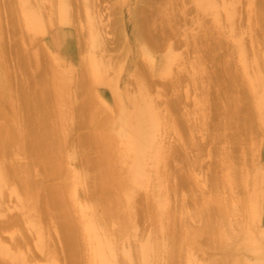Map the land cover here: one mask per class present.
I'll return each mask as SVG.
<instances>
[{
    "label": "bare ground",
    "instance_id": "6f19581e",
    "mask_svg": "<svg viewBox=\"0 0 264 264\" xmlns=\"http://www.w3.org/2000/svg\"><path fill=\"white\" fill-rule=\"evenodd\" d=\"M8 1L10 2V0H8ZM11 1H12L11 3H9V2L7 3V0H1L0 1V6H1L0 10H2V14L0 12V24H1V20H3V17H4V18L7 19L8 23H10V24H12L13 26L16 27V25H18V21H19V19H16V17L18 18V17H21V16L18 15L19 14L17 12L18 9H17V11L16 10L14 11L13 7H19L18 6L19 4H17V6H12L14 0H11ZM15 1H18V0H15ZM45 1L46 0H44V2ZM49 1L47 0L46 3H49ZM71 1L72 0H58L59 10H57L56 8L53 7L54 4H53V6L51 5L49 7L50 9L47 7L48 10H51L52 8H54V9H52V12L55 9L58 11V13H57L58 16H54L56 14V12H57L56 10L54 11L55 13H53L54 15L52 14V12H51V14H49L50 13V11H49L48 16L52 15L53 19L54 18L56 19L55 20V24H57V25L60 24L61 25V30L59 32L55 33L54 36H51L50 41L48 42V44H51V45L55 46L53 48V50H52V54H53V58H54L53 61H54L55 65H50V63L47 64L48 61H47V59H44L45 58L44 55H43L44 53L42 54L43 56L41 57V53H42L41 50H40V54H38L36 52V49L31 51V48H32L31 43L33 42V40H31V39H35L34 41H36V42H35L34 45H37V42H39V37L41 36V33H42L41 32L40 35H39L38 32H40L41 29H40V31H37V33H36V34L39 35V37L38 36L35 37V35H33V33L35 34L33 29L31 30L33 32H28V33H31L32 35H30V34L28 35L29 37H31V38H29L31 41L29 40V42H27L28 41V39H27V41H25V43H27V44H25L23 42L24 41V37L22 36L23 35L22 32H25V30H22L21 28L25 27V24H24L25 19H27L26 22L28 23V25L30 27L34 28L35 24H36V20L38 19L40 21L39 14H41V12H43V11L48 12L47 10H45L46 7H42V6L40 7L39 6V8H35V10H34L31 7V5H30V9L32 8V10H33L32 11V10L28 9L29 7H28V4H27L26 0H24L22 2V4L20 3L21 4V9H19V11L21 10L22 13L24 12L23 15H25V19H23L24 20L23 23L21 22L20 24H24V26H22L21 28H17L16 27V29H19V30H17L19 33H20V29L22 30L21 31L22 35L19 34L21 37L19 35H17V33L15 35V32H16L14 30L15 28L13 29L12 27H11V30L12 29L13 30L11 31V33L14 34V37H16V38H14L13 35L11 36V34H9V33H8L9 34L8 35L6 33L7 31L3 35V33H2L3 32V28L0 25V93H2L1 95H3L0 98V119H2V118L5 119L6 118L8 120V117H9L11 122L14 120L13 121L14 124L19 125L20 123H19V120H17V117L20 114V112L26 111V112H24V115L20 114L21 118H19L20 122L22 121L21 123H23V125H21V126H22V129H23L24 132H21V130H19V129H14L12 127V123L8 122L9 120L5 121V122H0V248H1L0 252H1V255L3 254L2 255L3 257L0 256L1 257L0 258V264H10V263L11 264L12 263L16 264L17 261L19 262V264H21V263H23V264H43L44 263L43 261L45 259L46 260L49 259V261L52 262L53 264H57L56 261H59L60 264H77V261H79L78 264H83L82 262L80 263V259L83 260V262H84V259L82 257H84L85 253L82 251L83 252V256L79 258V256H77V254L81 250L79 249L80 250L79 251L76 248L78 245L76 246L75 243H73V242H76L79 239L83 240V238H81L82 237L81 235H83L82 233L84 231L87 234V239H86L85 242H87L88 239L91 242H93V241L96 242L95 245L91 243V245L93 247L90 246L91 248H93L94 257H96V259L98 260V263L96 262V264H112L111 261L115 260V257L118 254H120L119 256H121V257L124 256L125 259L127 258L126 259L127 261H128V258L129 259L131 258L130 257L131 255L129 256V253L131 254V252H129L126 249L123 248V243L126 242L124 239H127V237H128L127 234H126L125 227H127L128 225L129 226H133V225H135L136 221L139 220V222H140L143 219H145L144 216L148 214V213L145 214V212H144L146 209H144L143 206L141 207L142 204L141 205L139 204L140 206H138L137 204L135 205L133 203L132 194L128 193L126 190H124V196H125L126 203L125 204H121V205H124V208H122L120 204H116V200L114 201V199H118V201H120V203H121V200H119V199H121L120 197L116 198V197H114L115 195L113 194L114 199L112 197L113 201H110L111 197L109 195L112 194V192H110V190L113 189V186H112V189H110L111 188L110 187L107 190V187L109 186V183H110V181H108V179H106L103 182L104 184L102 185V187L96 189L97 191L95 189H91L90 186L92 185V181L93 182L95 181L96 170H98V172H99L98 174H100L101 176H106L107 177V175H108V178H109L110 175L112 174V172H114V175H115V171H116L115 169H118V168H116V167H118L117 165L123 166V165H120V164L123 163L120 160H118V162H119L118 164H117V162H115L116 165L114 164V162L112 160H110L113 163V165H115L116 167L115 166L114 167L111 166L112 163L108 160V158L109 157H113L115 155L112 156L111 155L112 152L110 151L111 152L110 153L109 150L107 149L106 154L109 153V156H108V158L106 157V159H105L104 156H103V152H105L106 150L102 152V149H105L104 145L107 146V145H110L109 143H113V144L117 143V142L119 143L121 141L120 137H123V139H124L123 140L124 144H122L120 142L122 144V146L120 144V147H123V145H124L123 152L126 153V154L127 153L129 154V152H130L129 156L130 155H134L135 156V158H132V160L135 159L134 166L132 168L129 167L131 170H129V168L127 167V170L128 171H132V174L134 175L132 177L133 180H134V183L137 184V185H142V184H145L147 182L146 180H148L149 177H146L145 180H144V177L142 175V173H143L142 166H143V162H144V157L148 154L149 150L155 151V144L153 142V139L149 136V134H150V132L152 130H155L157 128V126H159L160 122H162V121L165 122V120H166V122L167 121L170 122L172 120V118L174 117L173 115L176 112H177L176 114H179V115H181L183 113V112L179 113L180 106L184 102V101L181 102V99L182 100L185 99V101H186V97H187L186 95L188 94L187 93L188 90H185V92L187 93L186 95L184 93L182 94V90H180V87H179V90L181 92L180 91H178V92H180V95L182 94L183 96L176 95L178 87L175 88L177 85H180L183 88V83L186 84V81L185 82L183 81V79L185 78L184 75H182L183 73L182 74H180V73H181V71H183V72L185 71V68L183 66H187V65H181L182 68H180L178 66L179 63L177 64L176 62H179V59H180V61H181L180 64H182L184 62V61L182 62L183 57L181 59L179 54H178L179 57H178L177 54H174V53H176V52H174L176 50L175 47L179 46V48H181L180 47L182 45L181 43L186 44V45L183 44L185 46L184 47L185 49H188V48H186L187 45L190 46L191 50H190V47H189L188 50L190 52L192 51L194 53V55H192V56H195L194 58L192 57L193 58L192 60H194V61H192L191 59L186 58V57L184 59L185 62H186L187 59H188L187 61L191 60L189 62H191L190 64L193 65L194 69H190V67L188 66L189 68L188 67L187 68L190 70V72H192L193 70H194L195 73L197 71H198L197 73H199L201 70H202L201 71L202 73L205 72L204 73V77H202L203 75H201V76L199 75V79H200V77H201V79H200V84H198V86H197V83H199L198 82L199 80L196 79L197 80L196 81L197 83H196V82H194L195 78H194L193 75H190L191 77L189 75H185L186 77L188 76L191 79V82H190L189 79H187V81L190 82V84L192 83L191 85L195 86V87L192 86L193 88H191V89L188 88L189 91L190 92L193 91L196 88V86H197V89H198V87H201V88L204 89V90L201 89V91H204L202 93V97L200 95L201 99L199 97H197L196 100L198 101V103H200L199 99L200 100L203 99L201 103H203V101H208L207 103H208V105H210V107L208 108V106L206 104L205 105L207 106L206 108L209 109V111L207 113L209 114L208 116L211 118V121H212V119H214V118L218 119L221 116L224 117V118H229V119L231 118L233 120L232 121V127H231L230 131H229V129H230L229 127H226V128H229L228 130L225 127H223V128H225L226 132L227 131L230 132V135L228 133H226L224 131V129H222V128L218 129V125H216L217 123H216L215 120L212 121V122L216 123V124L214 123L215 124L214 126L215 127L217 126L216 128L213 127V125H211L213 123H208V121L210 119H208L206 121L207 123L204 122L206 119L203 120L202 122H198V121L201 120V118L198 117V119H200V120L197 119V122H195L194 124H196V123H199V124H196V125H201L200 123H206V125L210 124L209 126L207 125L209 127V129L211 127H213V129L215 128V129H217V131L220 130L219 132H221V133H222V131H224L223 134L226 133L227 136L235 137V140H237L236 137L237 138L239 137V139L242 138L243 139L242 142H245V143H243V146H244V144L249 143V142H246V140L247 141L249 140V137L246 134L249 131V129H248L249 123L252 120L255 121L258 118L260 119L263 116V114H264V113H262L264 111V80L262 79L261 76H259V75H262V76L264 75V74H260V71H264L263 70L264 69V59H262L260 57V55H262V49L264 50V48H263L264 47V0H245L248 3L247 5L249 6L248 8H245L247 5L244 7L247 10V15H248V23H246V25L248 24L247 25V30H245V34L247 33L248 36L246 35V37H244V38L242 37L241 38V35L243 34L242 31L244 29L241 27L242 31L240 30L239 26L242 23H240V25H238L237 20L235 18L236 15L234 16V14H236L239 11H237V9L235 7H233V8L229 7V9H227V7L225 6V10H227V12H228V14H227L228 17H226V20H231V19H229V17H234L231 20L232 23H230L231 21H228L227 23H230V24L226 25L227 26L226 29H223L227 33L226 39H225V37H223L220 34V30L221 31H223V30H222V26H220L218 23L214 24V22L211 21V19H210L209 21L212 22V23L210 24L209 21H208V24H210L211 27H210V25L206 24L210 28L206 27L207 29H203V27H201V25L204 26V27H205V25H203V24H201L200 26L198 25L199 23H202L201 21L198 22V19L194 20V18L189 16L191 18V19H189L187 17L189 19V21L192 20L195 23L196 20H197L198 23L197 24L195 23V24L198 25L196 27H200V32L201 33H196L198 31L194 32L191 29L192 33H196V34H194V35L192 34V36H191L188 33L187 35H189V36L186 35L187 37H189L188 40H187L186 36L182 35L183 38H180V40L182 39L183 42H181L178 39H175L176 34L174 33V31L176 32L175 25H177L178 21H181V19L178 17V14L176 12V11H178V13H180L179 12V10L181 9L180 8V4H178L179 6L177 5V2L179 0H176L177 1L176 3H171V4H169L170 1L169 2L168 1L167 2L166 1H161L159 3L158 0H138V2H141V4L143 3L144 5H148V7L144 8L142 5L134 7L133 10L136 13V14H134V16L136 17V20H134V22H133V24L135 26V31L133 30L132 36L135 37L134 38V45L140 47V51L144 55V58H142L143 59L142 61L144 62L145 61L144 59H146V57H147L146 60L148 61V66L142 65L143 62L142 61L139 62V60H141V59H139L138 62L136 60L134 62H132L134 66L137 64L141 68V70H139L140 68L137 66L138 68H136V69H138L139 71L136 70L137 72L135 71L136 73L134 74V77H131V78L132 79L133 78L139 79L142 76H143V78L145 77L144 78L145 82H143L145 86L144 87L142 86L143 88L142 87L139 88V91H142V94L144 93V96L142 97L143 102L147 103V106H144L142 108L139 107L136 104L135 99H139L140 97L135 95L137 93H135L134 90H132V87L129 84V82L132 83L130 78H129V82H128V80L125 79V81H122V82L120 81L119 83L118 82L116 83V81H117V79L119 77L118 75H120V73H118V75H117L118 77L117 76L113 77V79L114 78L115 79L117 78V79L116 80L112 79L115 82L110 81V79H108V81L107 80L105 81V82H107V84H106L103 81L105 79L102 77V75L106 74L104 77H106V79H107V76H108L107 73L109 74L110 72H109V70H107L108 68H106V67H108V64L110 65V63H111L110 58L112 59V57H109V59L107 61L106 58L104 59L105 56H103V55H105V54H103V53L108 52L109 50L113 49L114 45L118 46V44H121V41H122V39H123V37L125 35L126 27H120L118 25V23L122 19L120 20V17H117L116 19L115 18L113 19V21H112L113 22V26H114L113 28L115 30L111 29L109 27V29L111 31L114 30L112 32H115V35L113 33L114 38L109 37V38H111V40L114 41V42L113 41L112 42L115 43V44H113V46H110V44H109V42H110L109 40L110 39L107 37V33L103 32V31L106 30L107 25L111 26L110 23H109L110 21L108 22L106 20L107 23H105L104 22L105 20L103 21V18H104L105 15H104V13L101 12V10H105L106 11V9H108L110 11L109 5H107V6L103 5V2L105 0H83L82 4L83 5H88L92 9V11L96 13V15L93 17L94 19L93 20L91 19V21H89V22H91V24H89L90 26L87 27L88 30H89V33L91 35L88 37V40L85 41V43H83V39H84V35L85 34L84 33L82 34V29H81L82 27L80 26L81 24H80L79 14H78L79 11L77 10L78 2L76 0H73L72 2L75 3L73 5L71 3ZM173 1L174 0H172L171 2H173ZM182 1H184V0H182ZM182 1H180V2H181L182 6L184 5L183 8H185V10L182 9L183 13H184V11H187L189 9V8L187 9L185 7V6L188 7V5L185 4L188 1L186 0L185 2H183V4H182ZM191 1H193V0H191ZM194 1H196L194 3L192 2L194 5H195V3L198 4V6H197V4L194 6L195 11H196V8L197 7L199 8L200 5H201L200 6L201 8H199V9H202V10H203L204 7H206V8L209 7V8L206 9V11L207 10L210 11V9H211V12H209V11H207V12L210 13L211 18L214 19V21L216 20V18H220V16H221L220 13L225 14L224 13V7L223 8L220 7V6L224 5L222 0H220L219 2L216 0V2H218L219 4H220V2L222 3L221 5L218 4L219 5L218 7H220L219 9H221V10L223 9V11H221L220 13L215 12V14H213V15L211 13H212V11H217V7H216V9L214 7L211 8L212 5H209V4L210 3L213 4L212 1L209 2L210 0H208L207 2H209V3H206L205 5H203L204 4L203 0H199V1L198 0H194ZM232 1H234V0H232ZM39 2H40V4H42L43 1L39 0ZM162 2H166L168 4V5L167 4L165 5V3H164L165 8L167 6H169V7L171 6L170 9L172 8V10L174 11V14L173 13L169 14L168 13L169 10H167V9H166L167 12L165 11L166 12L165 13L164 12V10H165L164 7L163 8L161 7V5L163 4ZM216 2H215V6H216ZM224 2H227V1L224 0ZM236 2H237V0H236ZM238 2H239V0H238ZM18 3H19V1H18ZM69 4H72L73 6L68 8ZM9 5H11L12 7L9 8ZM174 5H176V6H174ZM172 6L175 7L176 10L173 9ZM177 6L180 9L177 8ZM213 6H214V4H213ZM11 8H13L12 9L13 11L11 10ZM119 8H118V12L120 13V9ZM192 8H190V10ZM198 8H197V10H198ZM121 9H122V7H121ZM238 9H239V7H238ZM255 9H256V11H255ZM140 10H143L142 16L141 15L138 16ZM172 10H170V11H172ZM202 10H201V12L203 13ZM204 11H205V9H204ZM15 12L17 13L16 16H14ZM187 12L189 13V11H187ZM187 12H185V13H187ZM107 13H109V12H107ZM107 13H106V16H108ZM167 14H169V16L170 15H172V16L169 17ZM8 15H9V18H8ZM20 15H22V14H20ZM183 15H185V14H183ZM1 16H3V17L1 18ZM245 16H246V14H245ZM43 18H45V17H43ZM182 18H184V16ZM239 18H241V17H239ZM246 18H247V16H246ZM20 20H22V19H20ZM171 20L172 21L174 20V22H172ZM183 20H186V19H183ZM44 21L45 20L43 19V23H44ZM170 21L172 23H174L175 25L171 24L173 26H170L169 25ZM186 21H184V22L182 21L181 23H185ZM243 21H245V19ZM95 22H96V24H95ZM100 22H102V23H100ZM121 23H122V21H121ZM194 23H192V24L195 25ZM10 24H8V25H6V24L4 25L3 24V25H4V27L8 26V28H9ZM49 24L53 25L54 21H50ZM190 24H188V25H190ZM192 24H191V26H192ZM182 25H185V24H182ZM191 26H189V27L192 28ZM212 27H214V29H212ZM46 28H48V27H46ZM52 28H50V30ZM193 28H195V27H193ZM30 29H28V31H30ZM102 29H103V31H102ZM109 29L107 28V30L110 32ZM107 30H106V32H107ZM181 30H183V29H181ZM112 32H110V33H112ZM102 33L103 34L105 33L104 36H103ZM181 33L183 34V32H181ZM105 35H106V37L108 39H105ZM190 36L192 37L191 39H190ZM184 37L186 39L185 41L183 40ZM173 38L175 40H173ZM87 45H88V47H86ZM90 45H92V46L94 45V47H96L100 51H102V56H100V57L102 58L101 60H103L104 62L100 61V60H99L100 61L99 62L97 60V59H99V56H98L99 53H100L99 50L98 51L96 50L98 55L95 53V55H96L95 57H96V60L98 62L97 61H96L97 63L94 62L95 60H93V59L95 57H93V59L91 58L94 55L93 54L91 55L90 54L91 52L89 53V51L92 49V47L90 49ZM261 45L263 46L262 48H261ZM162 47H164V48L166 47L167 52H166V49H164ZM84 48H85V51H87V53H88L87 56H90V60H89V58H86V60L88 59V63L91 62L89 64H92V65L88 66V67L91 66L90 67L91 69L90 70L87 69L88 71H91L89 73L90 76L88 74H86V71H87L86 70V66L84 68L80 67V62L82 61V59L80 57L76 56V55L79 54L80 51H83ZM86 48H88L89 50H87ZM161 48L163 49V53H164V50H165V53H164L163 56H156V54L153 55L154 54L153 52H156V51H158V49H161ZM94 49L95 48H93L92 50L94 51ZM172 50H174V51H172ZM188 50H186L187 53H188ZM151 53H153V54H151ZM158 53H160V52H158ZM235 54H236V56H235L236 59L234 57ZM249 54H251V56ZM174 55L177 56V57L175 56V61L177 60V58H179V59L176 62L174 61L175 63H173V64H175L178 67L179 70L182 69L181 71L176 69L177 70V72H176V70L174 69L176 66H174L173 64H172V67H171L170 63L174 59L173 58ZM259 57H260V59H259ZM41 58H43V61H41ZM247 58H248V60H247ZM113 59L115 60L114 57H113ZM45 60L47 61L46 63L44 62ZM246 60L248 62H251V63L247 64ZM7 61H9L10 67H9V65L5 64V62H7ZM39 61H41L42 65H41V63L39 64ZM53 61L51 59L50 62H53ZM236 61L238 62V64H237L238 66L235 65L237 63ZM43 62L46 65H44ZM75 62H77L76 64H79V68H81V69L77 70V68H74V65H75L74 63ZM102 62H103V64H102ZM115 62H117V60H115ZM115 62L112 61V63H115ZM139 63H141V64H139ZM241 63H242V66H241ZM192 65H190V66H192ZM202 65H204V66H202ZM239 65H240V67H243V69H242L243 72L242 73L241 72L240 73L237 72V71H239L237 69V68H239ZM54 66H56L55 69H53ZM119 66H120V64H119ZM168 66L171 67V69L173 68L175 73H179L180 72L179 74L181 76H183V78L181 77L182 80H181V78H180V80L183 81V83L182 84H176L177 82L181 83V81L179 79H176V78H178L179 74H175L174 72L173 73L171 72L172 74H170V73H167V75L165 74V76H166V77H164L165 81L163 80L161 82V84L165 82L163 86H164V89H166L168 91L167 93H169V94L172 93L173 96H174V94L176 96H174V98L172 99L168 95L169 96L168 98H170V99L165 98L163 100V98H161L162 96L160 95L159 99L158 98L155 99L158 95L156 97L155 96H151V95L153 93L155 94V92H156L155 87H157L156 84H158V82L161 81V80L155 79L153 77L157 76L159 78V76H160V78L162 79L163 76L161 75V72H163V73L166 72V71H164V69H166L169 72L170 68H168ZM31 67H34V68H33V70H31V74L32 75L30 74L29 75L30 78H29V76L27 74H28V71H29V69ZM146 67H148V69H146ZM58 68H59L60 72L58 70H57L58 71L57 73L53 72V71H56V69H58ZM109 68H111V67L109 66ZM246 68H247V70H246ZM121 69H123V68L119 67L120 72H121ZM105 70H107L108 72L106 71L107 73H105L104 72ZM173 70H171V71H173ZM72 71H78L79 72V76H78L79 78H75L76 79V80L74 79L75 81L72 80L74 78V77H72ZM187 71L188 70H186L185 72L188 73ZM47 72H48V74H49V72H51V74L53 73L51 75L52 76V80L50 82V85H48V83H49L48 81L49 80L47 81V79L49 77H51V76H50V74L48 75ZM78 72H76V73H78ZM190 72H189V74L194 73V72H192V73H190ZM201 72L199 74H201ZM11 73L13 74V77H10V78H15V80L13 79V82H14L13 84H12V79H10L11 81L9 80V78L6 80L7 77L12 75ZM146 73H147V77H146ZM186 73H184V74H186ZM116 74H117V72H116ZM47 75H48V78L46 77ZM75 75H73V76H75ZM86 75H88V76H86ZM168 75H169L170 78H173L176 75L175 76L176 78L174 79L173 82L169 81V80H172V79H170L168 77ZM19 76H22V78L19 77ZM16 77H18L19 79L18 78L16 79ZM32 77H34V78L32 79ZM84 77L85 78L88 77L87 78L88 80L85 79ZM240 77H243L242 78L243 80H241ZM1 78H5V79H1ZM165 78H167V80L169 79L168 80L169 82ZM197 78H198V76H197ZM27 79L28 80L31 79V81H29V82L30 83H34V87L32 86V88H30L29 90L25 91L26 89H22V88L23 87L26 88V86L30 84V83L25 84ZM35 79H36V81L39 80L40 85H41L38 89L37 88L35 89V87H36L35 85L39 84L38 82L35 81ZM90 79L93 82H91ZM140 79L138 80L139 86H141L140 82L142 81V78H140ZM20 80H21V82H20ZM33 80H34V82H32ZM44 80H46V82H48L47 83L48 86L44 85V84H46V82ZM85 80H87L89 82H87ZM8 81H9V83L10 82L11 83L8 84ZM43 81H44V84H42ZM76 81H78L80 83V85H78L79 83L78 82L76 83ZM35 82L38 83V84H36ZM73 82H74V84H76L75 85L76 88H74ZM84 82H86L87 84L84 83ZM90 82L91 83H99V84L104 82L106 84V86L109 88V92L108 93L107 92L97 93V96H95L96 98L97 97L99 98V99L97 98V100H99V102L97 104L93 103V101H94L93 99H95V98H93L94 97L93 95H96V94H95V91L92 90V84H90ZM135 82L136 81L133 82L134 86L137 84V82H136V84H135ZM22 83L24 85H26V86L21 85ZM83 83H84V85H83ZM88 83L91 85V89L89 88L90 86H89ZM128 84H129V86H128ZM9 85L10 86L12 85L11 88L10 87L9 88H10L11 91L15 89L12 92L13 93L16 92L17 95H19L17 92H19V91L21 92L22 91L20 93V95L22 97L21 101H18L17 98L14 99V101H13L11 99L12 97L7 95V93L9 92V90L7 92V88H8ZM13 85H15L14 87H16V85H18V86H17V88H13ZM85 85L88 86V89H90V91L87 89V87ZM96 85H98V84H96ZM191 85L189 87H191ZM258 85L261 87V90H262L260 93H258L255 90L256 88H259V87H257ZM71 86L74 89H72ZM83 86H85V88H86V93L90 94V95L88 94L90 97H88V98L86 97L87 99L84 98L86 96L84 94H86V93H83V96H82V94H81L82 91H80V90H83L82 89ZM246 86L251 91L250 92L249 90H247V91H249L248 93H251V97L250 98H249L250 94L247 95V93L244 91V87H246ZM121 87H123V89L129 90V91H130V88H131V93H132V91L134 92V93H132L133 95H131V93L130 94L129 93H123L122 94L121 91L119 90V88L121 89ZM70 88L72 90H74V92H76L78 94V96H80L79 97L80 100L83 99V100H81L80 103H78L80 100L77 99V98H74L76 100V102H75L74 99H73L74 103L72 102L73 100L71 98H73V97H71V96H75L77 94L74 93L73 91H71V93L73 92L74 95L73 94L70 95V91H69V90H71ZM174 88L177 89V90H175L176 92L173 90ZM154 89H155V92H153ZM24 91L26 93L29 92L28 93L29 95H24L25 94ZM161 91L163 92L164 90L162 89V90H160L158 92H161ZM90 92H92L93 95ZM151 92H153V93L150 94ZM195 92H197V90H194L193 93L194 94L198 93V92L197 93H195ZM252 92H256L258 94H254ZM165 93H162V94H165ZM204 94H205V96H204L205 98L203 97ZM208 94H209V96H208ZM194 96H196V95H194ZM164 97H167V96H164ZM89 98H90V100H89ZM91 98H93V99L91 100ZM139 100L137 102H139ZM157 100L160 101V102H158ZM161 100L165 101V102H163L164 105L163 106L161 105V107H164L163 108V110H165L164 112H163V110H159L160 103H162ZM2 101L6 102V106H5V104H3L4 102H2ZM89 102H91L93 104H90ZM165 103H166V105H165ZM184 103H187V102H184ZM31 104H35V105L32 106ZM201 105H204V104H200V106ZM29 106H30V108H29ZM200 106H199V108L203 107V106H201V107ZM220 106L222 108L221 112H220ZM156 108L158 109V111L155 110ZM252 108L255 109V112H259L260 111L258 114L260 116V113H261V117H259L258 115L256 116L257 119L255 117H253L254 116V112H253ZM262 109H263V111H262ZM114 110H115V114H113ZM185 110H187V109L184 108L182 111H184V113H185L186 112ZM207 113L205 112V115H207ZM117 114H118V116H117ZM187 115L184 116V117H186L187 120L188 119L190 120V118ZM72 116H74V117L72 118ZM201 116H202V119H203V115H201ZM10 117H12V118H10ZM70 117L74 121H72ZM184 117L182 118V121L186 120V119H184ZM69 118H70V121H72V123L71 122L69 123V125L72 124V128L70 127L71 125L70 126L67 125L70 128L68 127V129H69L68 134H65L64 131H63V128H65V123L64 122H66V120H68ZM158 118H160L159 120H162V121L159 122ZM177 118H179V117H177ZM251 118H253V119L251 120ZM180 119H179V122L181 121ZM187 120L185 122H187L188 125L190 123L192 125L193 122L196 121V120H194V121L193 120L192 121H189V120L187 121ZM221 120L222 119L220 118L219 121H221ZM259 121L260 120H258V122ZM111 123H112V125L114 124L113 127L109 126ZM181 123H183V122H181ZM181 123H179V124H180V126L182 125L181 127L183 128L184 126ZM202 125L200 127L201 131H202ZM23 126L26 128L25 130H24ZM260 126H257L258 127L257 129H259L260 133L262 132L264 134V132H263L264 131L263 130L264 129V124L262 123V126L261 127ZM81 127L82 128L83 127L84 128L88 127V129L85 130L86 132L85 133L82 132L84 134H81V136H80V137H82L81 142H80L82 150L79 149V154L82 155V159L79 160L80 166H78V168L69 169V163H71V161L73 162L74 159L77 157V155H76V151L70 150V147L73 146V143L71 142L70 145H69L68 141L70 139H72V141H73V139L76 136V134L79 135L80 132L77 133V131ZM170 127H172V126H170ZM193 127H194V129H197V127H199V126H197L195 128V125H194ZM220 127H222V126L220 125ZM16 128H19V127H16ZM176 128H179V125ZM176 128H174V129H176ZM187 128H189V127L187 126ZM200 128H199V130H200ZM260 128L261 129L263 128L262 129L263 131H260ZM191 129H193V128H191ZM251 129H252V131H251ZM253 129H255L254 126H253V128H250L249 132L252 133V132L258 131V130L255 131ZM178 130H182L183 131V129H178ZM212 130H209V131L212 132ZM82 131H84V130H82ZM209 131H207L208 132L207 135H209ZM221 133L219 135L217 134L218 138H219V136L220 137L222 136ZM260 133H259L258 137H264V136H260ZM226 134H225V137H226ZM244 134L247 135L246 137L248 139L244 140V138H243V137H245ZM23 135H27V137H37V139H34L32 142L27 141V142H30V144L26 143V144L23 145V143L19 139H17V137H22ZM207 135H206V137H207ZM210 135H211V138L215 137V135L213 136V134H210ZM241 135H243V136H241ZM223 136H222V138H220V142H221V139L225 138ZM251 136H250V140L251 141L249 140L250 143L252 142V138H253V137L251 138ZM3 137H5V138H3ZM11 137H16V140H19V141H16L15 138H11ZM116 137H118V138L115 140ZM146 137H149V139L146 138ZM254 137H256V136H254ZM218 138H216V139L218 140ZM227 138L229 139V137H227ZM118 139L120 141H118ZM208 140H209V143H208ZM208 140L205 141V143H207L209 145L211 142H210V139H208ZM225 140H223L222 142H224ZM15 141L17 142V144H15L16 143ZM104 141H108L109 143L107 142L108 144H105L106 142H104ZM195 141L197 142L198 140H195ZM229 141H231V139ZM233 141L234 140H232L227 146L231 145V149H232V146H233V150L235 149L234 151L236 152L237 146H240V145H236L235 146L236 148H234L235 142H233ZM18 142H20L22 144L20 145ZM189 142H191V141H189ZM199 142H201V141L199 140ZM218 142H219V140H218ZM220 142L217 145V143L215 141V145L218 147V146H220L219 144H223V143H220ZM238 142L240 143V141H238ZM202 143L204 144V146L206 145L204 142H202ZM226 143H228V142L226 141ZM232 143H234V145ZM183 144H184V146L186 145L185 143H183ZM183 144H182V146H183ZM194 144L197 145L195 142H194ZM203 144H201V145L203 146ZM14 145L17 148V152L14 151V149H16V148H12V147H15ZM114 145H116V144H114ZM85 146H87V147H85ZM89 146H91L92 148L89 147ZM111 146H113V145L111 144L110 147ZM189 146L190 145H188V147ZM192 146H194L193 143H192ZM216 146H215V148H217ZM225 146H226V144H225ZM88 147H89V149L90 148L92 149V152H94V150L96 151V153L93 154V155H96L95 157L93 155H91V156L87 155L88 154L87 151L89 150V149L87 150ZM209 147L213 148L212 147V143H211V145H209ZM221 147H223V146H220V148ZM240 147H242V145ZM250 147H252V146H249V149H250ZM100 148H102V149H100ZM224 148L226 149V147H224ZM243 148L245 149V151L247 150V152L249 153L248 149H246L245 147H242V149ZM125 149H126L127 152H125ZM183 149H185V148L183 147ZM209 149L210 148H208L206 151L208 152ZM238 149H239V147H238ZM171 150L170 151L168 150V153L170 152L171 154L169 153V155H165L166 157L170 156V158H172V156H174L176 154L175 153L176 149L174 151V148H173V152ZM211 150H210V153L213 154V155L215 154V156H216V152L214 150H212V152L214 151V153H212ZM220 150L222 152L223 148L220 149ZM228 150L230 151V148ZM233 150H231V154L232 155L230 154L229 151H227V149L224 150V153L225 152H227V153L229 152V154L231 156H233V159L235 160L236 159V157H235L236 153H234ZM240 150H241V148H240ZM253 151H254V149H253ZM92 152L89 150V154L92 153ZM123 152L121 151L120 154L123 153ZM159 152H160V150L158 151V153ZM251 152H252V148H251L250 153ZM19 153L21 154V157H19L20 161L18 159V161H19L18 162L16 160V156ZM154 153L156 154L155 158H154V160H155V159L158 158V155H157V151L154 152ZM168 153H166V154H168ZM172 153H173V155H172ZM210 153H208V154H210ZM250 153L248 155V160L245 157L246 158L245 161L250 162V157L249 156H253V154H252L253 152L251 153L252 155H250ZM14 155H15V157H14ZM104 155H105V153H104ZM187 155L191 156L189 154H187ZM187 155L185 154V157ZM230 155H229V158L231 157ZM254 155L256 156V154H254ZM63 156H65V157H63ZM118 156L121 157V156H123V154L122 155H118ZM176 156H178V153H177ZM223 156H221V155L218 156V159H219V157H221L220 160L222 158L223 159L225 158V160H226L227 158L223 157ZM258 156H259V153L257 155V159H258ZM22 157H23V159H21ZM192 157L196 158L195 154H192ZM242 157H241V159H242ZM238 158H240V156ZM238 158L236 160H238ZM245 158H243V159H245ZM252 158H251L252 159L251 160L252 161L251 164H253V160H256V157H252ZM119 159H121V158H119ZM194 159L191 158L190 161L194 160ZM197 159H198V157H197ZM207 159L212 164L215 163V162L218 163V160L215 161V162L212 161L213 157H211V161H212L211 162L210 158H209V155H208ZM223 159H222L223 162H227V161H224ZM106 160H108V162ZM154 160H153V162L155 164L156 160L155 161ZM203 160H205V159H202L201 162ZM230 160L231 159H229V161ZM242 160H240V161L238 160V163H240ZM114 161H116V156H115V160ZM207 161L206 160L203 161V165H205L206 163H209ZM222 161L218 163L219 165L217 167H222L223 165H224L223 167H227L228 166V165L225 166L226 164H224ZM245 161H242V163H241L244 168L246 167L247 164H249V166L252 167V165H250V163H246ZM204 162H205V164H204ZM243 162L246 163L245 166H244L245 163L243 164ZM108 163L110 164V166H109ZM132 163H134V162L132 161ZM36 164L38 165L37 168H35ZM212 164H211V166L208 164L210 166L208 168H210V170H212V172H209V169L207 168L208 173H212L210 175L218 174L219 171L215 172V174H213L214 171H216V170H214V167L212 169ZM216 164H215V168H217ZM228 164H229V162H228ZM232 164L233 163L231 162V165L229 164V166L230 167L233 166ZM107 165H108V168H107ZM253 165H256V164H253ZM257 165L259 167V164H257ZM261 165H263V164L261 163ZM261 165H260V169L262 168ZM234 166H235V168L231 167V169H235L236 170L237 166L236 165H234ZM249 166L246 167V169L250 168ZM188 167H190V166H188ZM195 167L197 168V166H195ZM205 167L203 169L201 168L202 171H204L206 169ZM110 168H112V170ZM124 168H126V167L124 166ZM244 168L241 167V169H244ZM108 169H110L109 171H111L110 174L108 172ZM153 169H154V167H153ZM222 169L223 168H221V170H220V168H219V170H220L219 173H221V171L225 170V168L223 170ZM263 169H261V170H263ZM186 170H187V168H185V170H184L185 173H186ZM188 170H190V168H188ZM248 170L251 172L252 168H251V170L250 169H248ZM253 170H254V166H253ZM120 171L122 172V175H123L124 170L119 167V170H118V172H119L118 174L119 175H121ZM242 171H241V174H242ZM249 171H246L247 174H248ZM258 171H259V168H258ZM192 172L194 173L195 171L194 170L193 171L191 170V172L188 171L187 174L189 175L188 177L193 182L195 181V179H197L199 177V175L201 177L204 176V180L207 179L206 175H204V174H203V176L200 173L198 175L197 174L198 171L195 172L196 173V177H197L196 178L195 176H193V174H189V173H192ZM237 172H240L239 169H237ZM185 173H183V174H185ZM195 173H194V175H195ZM204 173H206V170L204 171ZM225 173L228 174L227 171ZM222 174H219V175L222 176ZM226 174H225V177L223 176L222 180L227 177ZM244 174H242V175H244ZM253 174H255V173H252L250 175V177ZM260 174L258 176H260ZM190 175H191V177H194V180H193V178L190 177ZM219 175L218 176L215 175V176L219 177ZM236 175H237V177H236L237 179L235 178L236 180H232L231 179L232 176L235 177V173H234V175H232L231 178H229L230 179L229 181L230 182L233 181L234 183H235V181L237 182L239 174H236ZM255 175H257V173ZM117 177H118V180H117ZM120 177L122 178V176H120ZM201 177H199V178H201ZM240 177H241V175H240ZM243 177L246 178L245 175L242 176L241 180L239 178L237 183H239L240 181H244L243 182V185H244L245 184V179ZM250 177H249L248 183L253 181L252 177L255 178V176H252L251 178ZM262 177L263 178H261V180L262 179L264 180L263 173H262ZM60 178L62 179V181H60L61 180ZM83 178H84V180H83ZM256 178H257V180L254 179V181H257V183L254 184V185H258L257 186L258 188L255 186L256 189L254 187L253 188L252 187H250V188L248 187V191H247V190L242 188L243 187L242 186V182H240L241 184L239 186H242V187L239 188L240 189V191H239V189H237L238 187L236 186L237 185V183H236L235 184V186L237 187L236 189L240 193L239 192H235V190L233 189V188H235V186L232 185L233 182L230 183L231 185L230 184H228V185L225 184L226 182H228L226 179H224L225 180V183H224L225 185L224 186L226 188L223 186V183L221 185V183H220L221 181L218 182V184L217 183L215 184L217 186L220 183L219 186H223L224 189L223 188L222 189L224 191H226L225 189H227V187H228L227 190H230L229 187L234 186V187L231 188V190L232 191L234 190V192L230 193L229 191L228 192L226 191L228 193L227 197L229 195V196H231L230 198L229 197L227 198L226 194L224 195L222 192L218 191V192L222 193V195H224L225 197L222 196L221 194L219 195V193L216 192V194L218 196L223 197V199L221 198L222 199L221 201H219V199H218L219 202H218V204L216 206L213 205V204H210L208 202L210 200H207V202L209 203V204H207L208 206L206 205L207 202L204 204L205 207L207 206V210H205V212L207 211L208 214L212 218H214V216H217V218H219V216H220L219 219L214 221V222H216V221L218 222L219 221V224L222 223L223 227H225L224 230H222V228H223L222 225L221 226L218 225V226L221 227L220 231H222L221 233H219V230H218V227H217L216 228L218 230L217 233H219V234H215V233L212 234L213 232H215L214 227H212L213 225L211 226V224H214L213 221H212L213 223L208 224L213 229L212 228L209 229L208 225H206L207 223L206 224H201V226L198 225L199 227H202V228L203 227L206 228L204 225H206L208 227V229H204V232H206V236H205V233L203 232L202 228H200L202 230V231L200 230L201 231L200 232L199 231V227L197 225L193 226L192 224L189 223L190 220H187V225L188 226L191 225V228L195 227V229L198 230V231L194 230V231L185 233V230H189V227L184 226V224H183V228L184 227H186V228H185V230L182 229L183 230V234H178V232L176 230L177 226H176V224H173L174 221H175V219L173 217L174 214L172 216V213H171V215H169V222L167 223V230H163L161 232V234H160V237L162 239L168 240L167 241L169 243L168 252L170 254L175 255L176 253L177 254L178 253H185L187 255V259H188V261H187V260H185L183 258L184 261H187V262H184V261H182V257L181 256H180L181 258L179 260V255L171 257L167 253L168 256H170L169 258L171 259V262L173 263V261H174L173 258L178 257L177 258L178 259L177 262H179L178 264H180L181 262H182V264H184V263L185 264H187V263H189V264H205V262L203 263L200 260H198L199 258H202V260L206 259L207 260L206 264H264V231L261 232V228H260L259 229L260 233L259 234L257 233V236H256V233H255L256 230L258 231V228H259L258 226L260 225V223L257 222V221H258V218H260V217H258V215H261V213L257 214V211H256V213L254 212V214L251 213V212H253L252 207L254 209V206L256 204L259 207L264 201L263 200L264 196H262V192H264V191L261 192V190L259 189V185L262 184V181H261L260 184H258V181H259L260 177L258 178L256 176ZM53 179H60V180L57 181V182H49L48 181V180H53ZM180 179L181 178H179L178 180L180 181ZM201 179H199L196 182H194V183L197 184L198 181H199L197 186H195V184H193L194 189H196V188L199 189L201 187L200 182L202 183L204 181V180L201 181ZM250 179H251V181H250ZM115 180H116L115 182L117 183V185L114 186V189H116L117 186H118L117 188H121L122 187L123 178L121 180H119V176H116ZM219 180H221V179H219ZM46 181H48V183H45ZM80 181L85 182L86 187H87V191L85 192V194H86L85 199L86 198L87 199L90 198V199H93L94 201L96 200L95 201V205L97 203V205L99 206L101 204V202H102V198L103 197L106 198L105 200H103V203L99 207V209L100 208L102 209L103 206H104V202L105 201H106L105 202V206H107V205L109 206L110 205L109 208L105 209V214H106L105 217H107L106 219H105L104 216L102 217V215L98 214V213L103 212V210H101V209L99 210L98 206L96 205L97 206V208H96L94 204H93V206H91V204H90V206H88V207L87 206H83V205L81 207H77L78 205L74 204L75 205L74 206L73 203L71 204V202H70V204H71L70 207L71 208H72V206L76 207L77 210L79 208L80 212H81V209H82L84 214L80 218L81 220L76 219L77 217L78 218L80 217L79 215L75 218V215H77L78 212L76 214H74V212H73L74 210L73 209H76V208H72L73 211L70 210V209L68 210L67 207L69 206V204L65 203V201H63V199H61V196H62L63 192H65L67 186H70V185H71V187H70L71 190L70 191H72L74 193L77 190L75 188H76V186H78ZM144 181H146V182H144ZM176 181H177V179H176ZM217 181H212V182L215 183ZM111 182H113V181H111ZM181 182L184 183V184L187 183V186H188V184H192V182L191 183L186 182L185 179H184V182L183 181H181ZM222 182H224V181H222ZM174 183H176V182L174 181ZM206 183H205V185L208 184V183L207 184ZM253 183H255V182H251L250 185L252 186ZM113 185H114V182H113ZM177 185H174V186H177ZM198 185H200V186L198 187ZM248 186H249V184H248ZM203 187L204 186H202L201 188H203ZM260 187H261V185H260ZM205 188H206V186H205ZM210 188L207 187L206 191L208 192ZM244 188L247 189V186L244 187ZM189 189H190V187H189ZM191 189H192V185H191ZM242 189L244 190L243 192H245V193H242V194H246V195L248 193H250V195H251L252 194L251 192H253L254 191L253 189H255L256 192L255 191L254 192L257 195H255L254 192H253V194L255 195V196L251 195L253 198L250 195H249L250 198L247 196L249 198V201H251L253 199V201H255V202L253 204L252 201H251V204L249 205V207L252 205V207H250L252 211L248 210L250 215L247 212H246L247 213L246 215L241 213L242 215H245V216H241L239 218L241 220V222H242V219L244 217H246L247 215L250 216V217L248 216L249 219L247 218V222H250L249 225L248 226L246 225L244 227L243 231L240 229L242 231V236H241V235H238V233L234 234V231H232V229H229L228 224L231 223L230 225H232L233 221L236 220V219L235 220H233V219L236 218V217L237 218L239 217V216H237L238 213L235 212L236 210L239 212L241 210L240 207H243L244 205H246L248 207L247 204L241 203V201L243 199L244 203H248L249 204V202H246L248 199L247 200L245 199L246 201L244 200V198H247V197H245L246 195H242L244 198L240 196L239 199L240 198H242V199H240V200L238 199V196H239L238 194L241 195ZM251 189L253 191H251ZM172 190L174 191V188ZM176 190H177V188H176ZM202 190L203 189H201V191ZM218 190H220V188ZM66 191H68V190H66ZM99 191L100 192L103 191L105 195L103 193H100ZM201 191L199 189V194H200ZM213 191L214 190L211 191V189H210L209 193H211V192L213 193ZM98 192H99L100 195L103 194V196L102 197L99 196ZM108 192H110L109 195H108ZM175 193L176 192H174V195H175ZM190 193L193 194V192H190ZM201 193H203L202 196H204L205 198L202 197V196H201L202 198L201 197L200 198L203 199V201H204V199L206 201V196H205L206 193H205V191L204 192L202 191ZM88 194H89V198H88ZM118 194L121 195V193H118ZM234 194H236V195H234ZM70 195H72V194L70 193ZM106 195L109 196V200L107 199L108 196H106ZM167 195L163 194V196H166V197H167ZM206 195H207V199H211L212 194H211V196H210V194L209 195L206 194ZM138 196H137V199H138ZM197 196H198V194H197ZM208 196L210 198H208ZM213 196H212V199H211L212 201H210V202H213V198L216 199L215 195H213ZM73 197L75 198V195ZM254 197H256L255 200H254ZM257 198L258 199L261 198L260 200H262V203H260V205L258 203H256L257 201H259ZM90 199L87 200V201L90 202ZM100 199H101V201H100ZM166 199H168V197ZM197 199H199V198H197ZM71 200H72V198H71ZM107 200L109 202H111V203L113 202V203L112 204L109 203V202L107 203ZM229 200H231V202H229ZM73 201H77V200H73ZM97 201H100V204ZM159 201H160V203L164 204V199H160ZM198 201H200V200H197V202ZM216 201H217V199H216ZM239 201L241 203L240 207H239V204H240ZM11 202L12 203L15 202V203L12 204ZM259 202H261V201H259ZM187 203L185 202L184 206ZM76 204H79V203H76ZM114 204L118 205L117 208H120L121 210L124 209V212H125V214L123 215V220L125 222L124 223L118 222L122 226L120 225L121 226L120 227L118 225V228H119L118 231L120 230V232L117 233L115 236L113 235V233H114V231H115V229L117 227L116 228L112 227V232H111L109 230L110 226H106V224L110 225V222L107 223L108 222L107 220L109 219L108 217L111 216L110 215L111 211L114 210V207H112V205L114 206ZM190 204H192V203H190ZM215 204H216V202H215ZM204 205H203V207H204ZM192 206H193V209H194L195 205H192ZM198 207L200 209V207H202L201 204ZM203 207H202V209H203ZM235 207L237 208L236 210H235ZM261 207L262 206H260V209H261ZM52 208H55V210L53 209L55 212L52 210ZM63 208L65 210L67 208V210H66L67 213H65L66 211H64ZM115 208H116V206H115ZM188 208L189 207H188V204H187V208L185 206V209H187L186 210L187 213L190 211V208H189V211H188ZM231 208H232V210H234L232 212H235V217L232 216V214L234 215V213L230 214L232 217L231 216L230 217H228V216L226 217L225 209H226V212L229 214L231 212ZM91 209L93 211L92 212L93 215L96 216L98 214V217H92L93 215L90 213ZM257 209H259V208H257ZM260 209H259V211H260ZM263 209H264V207H263ZM77 210H75V211H77ZM84 210L85 211L88 210V216L85 214ZM194 210H196V209H194ZM56 211H58L57 213H59V216H58V214H56ZM186 211H185V214H187ZM72 212H73V216H72ZM70 213H71V215H69ZM200 213H203V212H200ZM105 214H103V215H105ZM121 214H122V212L120 213V215ZM189 214L191 215V213L189 212L187 216H189ZM255 214H257V219H256V215ZM194 215H195V213H192V216H194ZM253 215H255V222L254 223H253L254 220L251 221L254 218ZM189 217H191V216H189ZM92 218L95 219V220H92ZM227 218H231V220L227 221V220H229ZM163 219L164 218H162V220ZM165 219H166V216H165ZM182 219H183L182 221H184L185 217L182 218ZM209 219H211V218H209ZM199 220H202V219H199ZM205 220L206 219H204L203 221H205ZM245 220H244V222L242 224H244V223L246 224ZM248 220H250V221H248ZM165 221H167V219ZM203 221L202 222L199 221L198 224L199 223H203ZM78 222H79V224H78ZM80 222H82V224H80ZM206 222H211V221L207 220ZM217 222L214 224L215 226H217L216 225ZM227 222H229V223H227ZM237 222H240V221L239 220L235 221V223L238 225ZM225 223H227V224H225ZM263 223H264V221H263ZM263 223H261V225ZM23 224H27V226H28L27 229L29 228V230L31 231V236L34 233V236L36 237V240H38L37 244H35V247L33 246L34 247L33 250L29 247V238H28L29 236L26 233H24L23 231L19 230L20 225H21L22 230H23V227H24ZM77 224L79 225V227L81 225L80 228H82V229L78 228ZM141 224H143V226L145 225L144 223H141ZM82 225H83V227H82ZM100 225H102V226H100ZM179 225H178V227H182L181 226L182 223L179 224ZM226 225H227V227H226ZM101 227H103L102 228L103 231L101 230ZM147 227L148 226H145L144 228H147ZM45 228H46V230H45ZM50 228H54L53 235H51V233H48L49 231H53V229L49 230ZM96 228H98V230H101V231H98L100 234L99 233L97 234V231H96L97 229ZM47 229H48V231H47ZM78 229L82 230L81 232H79V233H81V235L79 234L81 237L80 238L78 237L79 239L76 240L77 239L76 236H79V235H76V234H78L77 233ZM235 229L239 230V226H238V228H235ZM179 230H180V228H179ZM209 230H210V232L212 231V233H210V234H212L214 236L210 235L209 232H207ZM227 230H228L229 233L227 232ZM230 230H231V232H230ZM238 230H237V232H238ZM118 231L116 230V232H118ZM241 231H240V233H241ZM54 233H55V235H54ZM155 234H156V232H154L152 235L143 236L144 235L143 234L142 236L146 237V238H148L150 236V238L154 239L156 237ZM208 234H209V236H208ZM99 235H101V237ZM136 235H139V234L137 233ZM216 235H218V236H216ZM84 236H85V234H84ZM140 236L141 235H139V237ZM237 236H240V237L238 238ZM240 238H242L241 241L239 240ZM44 240L46 241L45 242V247L46 248H43ZM238 240H239L240 243L238 242ZM4 242H7V244H5ZM81 242H83V241H81ZM129 242H127V246L130 245V244H128ZM132 242L134 243L133 240H132ZM88 243H86V244L88 245ZM113 243H115V245ZM116 243H119V245H116ZM120 243H122V244H120ZM51 244L53 245V248H48V246L51 245ZM55 244H57V247H54V246H56ZM132 245L131 246L134 249L139 246V244L137 246L135 245L136 247H134V244H132ZM131 246H129V248ZM150 246H151V244H150ZM183 246H185V250L183 249ZM117 248H121V250L117 251ZM139 248H140V246H139ZM141 249L143 250V254L144 255H145V253L147 254V250L148 249H149V251L151 253L154 252V257L153 258H154V260H157V261H155L156 264H157L158 260L161 259V255L163 257L165 255H167V254L162 253L163 251L159 253V250H157V248H154L151 251L150 248H149V242L148 243L146 242L145 245H143V246L141 245ZM137 250L138 249L136 248V252H137ZM77 251H78V253H77ZM196 252H202L203 255L205 253L206 257H204L203 255L199 256V254L196 253ZM151 253H149V255ZM195 253H196V255H194ZM73 257H78L76 259H79V260H77L75 262ZM124 257H123V260H125ZM117 258H118V256H117ZM120 258L116 259V260H120ZM143 259L145 260V258H143ZM196 259L198 260V262H197ZM40 261H42V262H40ZM109 261H110V263H109ZM121 261L122 260H120L119 262H121ZM129 261H131V260H129ZM165 261H166V259H165ZM165 261L163 260V262H165ZM167 261H168V259H167ZM175 261H176V259H175ZM163 262H162V264H165ZM126 263L127 262H125V264ZM152 263L155 264L154 261H152ZM160 263H161V261H160ZM113 264H114V262H113ZM116 264H119V263L116 262ZM120 264H122V262ZM143 264H148V261H144ZM149 264H150V261H149ZM166 264H169V261Z\"/></svg>",
    "mask_w": 264,
    "mask_h": 264
},
{
    "label": "rangeland",
    "instance_id": "374dc122",
    "mask_svg": "<svg viewBox=\"0 0 264 264\" xmlns=\"http://www.w3.org/2000/svg\"><path fill=\"white\" fill-rule=\"evenodd\" d=\"M1 1V0H0ZM18 1H19V3H18ZM18 1H13V4H12V6H17V4H19L18 6L20 7H13L14 8V11L16 10L17 11V9H18V15L19 16H21V17H16V19H19V21H18V25H16V27L17 28H21L22 26H24V24H25V27L24 28H21L22 30H25V32H22L23 33V35H22V33H21V29H20V33L17 31V30H19V29H16V27L15 26H13L12 24H10V23H8L7 22V19L6 18H4L3 16H1V18L3 17V20H1V27L3 28V35L5 34V32L8 34H11V36L13 35V37H14V34H12L11 33V31L14 29L16 32H15V35H16V33H17V35H22L23 37H24V43H25V41H27V39H28V41L27 42H29V38H31V37H29L28 35L30 34V35H32L31 33H28V32H33V31H31L32 29L34 30V32H35V34L33 33V35H35V37L36 36H38L39 37V35H40V33H41V36L39 37V42H37V45H34L35 44V42L36 41H34L35 39H31V40H33V42L31 43V45H32V48H31V51H33L34 49H36V52L38 53V54H40V50H41V57L44 55V59H47V61L45 60L44 62L46 63L47 62V64H49L50 63V65H55V63H54V58H53V54H52V50H53V48L55 47L54 45H51V44H48V42L50 41V38H51V36H54V34L55 33H57V32H59L60 30H61V25L60 24H55V18L53 19V16L52 15H50V16H48V13H49V11H50V13L49 14H51V12H52V9H54V8H56L57 10H59V7H58V5H59V3H58V0H48L49 1V3H46V1L44 2V0H42L43 2H42V4H40V2H39V0L37 1V0H26L27 1V4H28V9H30V5H31V7L35 10V8H39V6L41 7H46V9L45 10H47L48 12H45V11H43V12H41V14H39V16H40V21L37 19L36 20V24H35V27L34 28H32V27H30L29 25H28V23L26 22V20L27 19H25V15H23V13H22V11L20 10L19 11V9H21V4H22V2L24 1V0H18ZM31 1V2H30ZM56 1V2H55ZM73 1V0H72ZM71 1V3L74 5L75 3H73ZM77 2H78V6H77V10L79 11L78 12V14H79V20H80V26L82 27L81 29H82V34L84 33L85 35H84V39H83V43H85V41H87L88 40V37L91 35L90 33H89V30H88V28L87 27H89L90 25L89 24H91V22H89V21H91V19L93 20L94 18V16L96 15V13L95 12H93L92 11V9L88 6V5H83L82 4V2H83V0H76ZM122 1V2H121ZM124 1V2H123ZM161 1H170L169 2V4H171V3H176L177 1L176 0H174L173 2H171L172 0H158V2L160 3ZM180 1H182V0H179L178 2H177V5L178 4H180V8L177 6V8H179L180 10H179V12L180 13H178V11H176L177 12V14H178V17L181 19V21H178V23H177V25H175L174 23H172V22H174V20L171 22H169L170 24V26H173V25H175V27H176V32L174 31V33L176 34V36H175V39H178V40H180V38H183L182 37V35H184V36H186L188 33H189V35H191L192 36V34L194 35V34H196V33H201L200 32V27H196V26H200L201 24H203V25H205V27L204 26H202L201 25V27H203V29H207L206 27H209V26H207V25H210L212 22H210L209 20L211 19V21H213L214 22V24H216V23H218L220 26H222V30L223 29H226V25H229L230 23H232V19L234 18V17H229V19H231V20H226V17H228V12H227V10H225V6L227 7V9H229V7L230 8H233V7H235L236 9H237V11H239V12H235L236 14H234V16L236 15V20H237V23H238V25H240V23H242L239 27H240V30L242 31V28L244 29L242 32H243V34L241 35V38L243 37H246V35L248 36V34L246 33L245 34V30H247V25H246V23H248V15H247V10L245 9V8H248L249 6L247 5L248 3H247V1H245V0H239V2H238V0H237V2H236V0H234V1H232V0H226L227 2H224V0H222L223 1V4L224 5H222V6H220L221 8H223L224 7V13L225 14H223V13H220L221 11H223V9L221 10V9H219L220 7H218L219 5H221L222 3L220 2V4L218 3L220 0H217L218 2H216V0H210L209 2H211L212 1V3L214 4V6H213V4H209V5H212L211 6V8L212 7H214L215 9H216V7H217V11H212V15L213 14H215V12H218V13H220V18H216V20L214 21V19H212L211 18V16H210V13H208L207 11H209V10H207L206 11V9L207 8H209V7H204L203 8V10L202 9H199V8H201L200 6H199V8H198V10H197V8H196V11H195V9H194V6L197 4V3H195V5L193 4L194 2H196V1H191V0H187L188 2H186L185 4L186 5H188V7L187 6H185L187 9V11H189V13L187 12V11H184V13H183V10L182 9H184L185 10V8H183L184 7V5L182 6L181 5V2ZM186 0H184V1H182V4H183V2H185ZM191 1V2H190ZM199 1V0H198ZM197 1V2H198ZM208 0H203V5H205L206 3H209V2H207ZM9 1L7 0V3H8ZM12 1L10 0V2L9 3H11ZM54 2V3H53ZM166 2H162L163 4L161 5V7L163 8L164 7V12L166 11L167 12V10H169V14L170 13H173L174 14V11L172 10V8L170 9V7L169 6H167L166 8H165V5L167 4ZM193 2V3H192ZM202 2V1H201ZM215 2H216V6H215ZM230 2V3H229ZM15 3V4H14ZM21 3V4H20ZM38 3V4H37ZM52 3V4H51ZM80 3V4H79ZM164 3H165V5H164ZM199 3V2H198ZM233 3V4H232ZM239 3V4H238ZM53 4H54V6H53ZM56 4V5H55ZM72 4H69L68 5V8L69 7H72L73 5ZM158 4V3H157ZM202 4V3H201ZM219 4V5H218ZM230 4V5H229ZM33 5V6H32ZM53 6L54 8H52L51 10H48V8L50 7V6ZM103 5L104 6H107V5H109V8H110V11L108 10V9H106V11L107 12H111L110 14L109 13H107L105 10H101V12L102 13H104V18H103V21L105 22V23H107V21L110 23V25L112 26H109V25H107V27H106V30H107V28L109 29V27L111 28V29H114L113 27V19L115 18H117V17H120V20L122 21V23H121V21L118 23V25L120 26V27H126V30H125V35H124V37H123V39H122V41H121V44H118V46H113V44H115V43H113L114 41L113 40H111V38H109V37H112V38H114V35H115V32H112V31H114V30H110V32H112V33H110L108 30H107V32H106V30L105 31H103V29H102V31L103 32H105V33H107V37L110 39L109 41V44H110V46H113L114 48L113 49H111V50H109L108 52H105V53H103V54H105V55H103V56H105L104 57V59L106 58V60L108 61V59H109V57H112V59L110 58V61H111V63H110V65L108 64V67H106V68H108L107 70H109V74L107 73L108 71L107 70H105L104 72L105 73H107V79H106V77H104L105 75H102V77L105 79V80H103L104 82L107 80L108 81V79H110V81H113L114 79H113V77H115V76H117L118 75V73H120V75H118L117 77H118V79H117V81H116V83L118 82H122V81H125V79L126 80H128V82H129V78H130V80H131V82L132 83H130L129 82V84H130V86L132 87V90H134V92L135 93H137V94H135V95H137V96H139L140 98V100L139 99H135V101H136V104L139 106V107H144V106H147V103H144L143 102V100H142V97L144 96V93L142 94V91H139V88H141L142 86L144 87L145 85H144V83L143 82H145L144 80V78H143V76L142 77H140V78H142V81L140 82L141 84V86H139V84H138V80L140 79H136V78H131V77H134V74L137 72V71H139V70H141V68L136 64L135 66L133 65V63L132 62H134L135 60L138 62V60L139 59H141V60H139V62L140 61H142L143 59L142 58H144V55L142 54V52L140 51V47H138V46H136V45H134V38L135 37H133L132 36V32H133V30L135 31V26H134V24H133V22H134V20H136V17L134 16V14H136L135 12H134V7H136V6H139V5H142L144 8L145 7H148V5H144L143 3L141 4V2H138V0H105L104 2H103ZM164 5V6H163ZM168 5V4H167ZM173 5V4H172ZM208 5V6H209ZM247 5V6H246ZM11 5H9V8L10 7H12ZM174 6H176V5H174ZM182 6V7H181ZM190 6V7H189ZM197 6H198V4H197ZM207 6V5H206ZM246 6V7H245ZM48 7V8H47ZM120 7V8H119ZM121 7H122V9H121ZM173 7V6H172ZM193 7V8H192ZM238 7H239V9H238ZM245 7V8H244ZM13 8H11V10L13 9ZM32 8L30 9V10H32ZM118 8L120 9V13L118 12ZM190 8H192L191 10H190ZM213 8V9H214ZM243 8V9H242ZM0 9H1V6H0ZM43 9V8H42ZM50 9V8H49ZM55 9V10H56ZM167 9V10H166ZM173 9H175L176 10V8L175 7H173ZM204 9H205V11H204ZM219 9V10H218ZM55 10H53V12H52V14L53 13H55L54 11ZM56 10V11H57ZM114 10V11H113ZM170 10H172V11H170ZM201 10L203 11V13L201 12ZM246 10V11H245ZM13 11V10H12ZM11 11V12H12ZM33 11V10H32ZM92 11V12H91ZM255 11H256V9H255ZM0 12H1V14H2V10H0ZM165 12V13H166ZM185 12H187V13H185ZM191 12V13H190ZM206 12V13H205ZM209 12H211V9H210V11ZM214 12V13H213ZM58 11L56 12V14L54 15V16H58ZM92 13V14H91ZM106 13H107V15L108 16H106ZM208 13V14H207ZM6 14V13H5ZM4 14V15H5ZM12 14V13H11ZM16 12H15V15L14 16H16ZM20 14H22V15H20ZM142 14H143V10H140V12H139V14H138V16H142ZM169 14H167L168 16H169ZM176 14V13H175ZM182 16H181V15ZM183 14H185V15H183ZM217 14V13H216ZM245 14H246V16H247V18H246V16H245ZM42 15V16H41ZM46 15V16H45ZM188 15V16H187ZM227 15V16H226ZM243 15V16H242ZM11 16V15H10ZM116 16V17H115ZM172 15H170L169 17H171ZM184 16V18H182ZM189 16H191L192 18H194V20L195 19H198V22L199 21H201L202 23H199L198 25H196L198 22H197V20H196V24L192 21H189V19H191ZM230 16V15H229ZM254 16V15H253ZM43 17H45V18H43ZM107 17V18H106ZM189 19H188V18ZM219 17V16H218ZM239 17H241V18H239ZM245 17V18H244ZM8 18H9V15H8ZM45 20L44 21V23H43V19ZM52 18V19H51ZM109 18V19H108ZM111 18V19H110ZM20 19H22V20H20ZM23 19H25V21L23 20ZM179 19V20H180ZM183 19H188L187 21L186 20H183ZM243 19H245V21H241V20ZM5 20V21H4ZM107 20V21H106ZM204 20V21H203ZM23 21H24V24H20L21 22L23 23ZM50 21H54V24L53 25H50L49 23H50ZM102 21V22H103ZM184 22V21H186L185 23H181V22ZM208 21H209V23L210 24H208ZM228 21H231L230 23H227ZM89 22V23H88ZM102 22H100V23H102ZM234 22V21H233ZM99 23V24H100ZM192 23H194L195 25H193L192 24V26H191V24ZM227 23V24H226ZM6 24V25H8V24H10V26H9V28H8V26H6V27H4V25ZM47 24V25H46ZM95 24H96V22H95ZM171 24H173V25H171ZM182 24H185V25H182ZM188 24H190V25H187ZM207 24V25H206ZM50 25V26H49ZM189 26H191L192 28H190ZM225 26V27H224ZM11 27L13 28L12 30H11ZM46 27H48V28H46ZM53 27V28H52ZM193 27H195V28H193ZM210 27H211V25H210ZM209 27V28H210ZM242 27V28H241ZM246 27V28H245ZM31 28V29H30ZM50 28H52L51 30H50ZM171 28V27H170ZM28 29H30V31H28ZM39 29V30H38ZM40 29H41V31H40ZM181 29H183V30H181ZM191 29H192V31H198V32H196V33H192V31H191ZM202 29V28H201ZM202 29V30H203ZM212 29H214V27H212ZM49 30V31H48ZM201 30V31H202ZM37 31H40V32H38L39 33V35L38 34H36L37 33ZM178 31V32H177ZM204 31V30H203ZM181 32H183V34L181 33ZM104 33V34H105ZM113 33H114V35H113ZM8 34V35H9ZM43 34V35H42ZM103 34V33H102ZM104 34H103V36H104ZM220 34L223 36V37H225V39H226V36H227V33L223 30V31H221L220 30ZM19 35V36H20ZM189 35H187V36H189ZM6 36V35H5ZM18 36V37H19ZM186 36V37H187ZM190 36V39L192 38ZM17 37V38H18ZM21 37V36H20ZM22 37V38H23ZM37 37V38H38ZM106 37V35H105V39H108ZM240 37V36H239ZM14 38H16V37H14ZM188 38L189 37H187V40H188ZM240 38V39H241ZM174 38H173V40H175ZM247 39V38H246ZM30 40V41H31ZM184 41L186 40L185 39V37H184V39H183ZM242 40V39H241ZM113 41V42H112ZM181 42H183L182 41V39L180 40ZM112 42V43H111ZM25 44H27V43H25ZM40 44V45H39ZM182 45L180 46L181 48H179V46H177V47H175V51L174 50H172V51H174V52H176V53H174V54H179L180 55V58L182 59V57H183V59H182V64H180V59L179 58H177V60L176 61H178V59H179V62H176L175 61V56L176 55H174V59L171 61V67H172V64L173 63H179L178 64V66L180 67V68H182L181 67V65H187V66H183L184 68H185V71L186 70H188L187 72L188 73H186L185 71L183 72V71H181L182 69H178V67L175 65V64H173L174 66H176L174 69L176 70H179V71H181V73L180 74H182V75H184V77L186 78H184L183 79V81L185 82L186 81V84L185 83H183V81H181L182 80V78H183V76H181L179 73H175L174 72V70H173V68L171 69V67H169L168 66V68H170L169 69V72L166 70V69H164V71H166V72H161V75L163 76V78L161 79L160 78V76H159V78L157 77V76H154L153 78H155V79H159V80H161V81H159L158 82V84H156V86L157 87H155V89H156V92H155V89L153 90V92H155V94L153 93V92H151L150 94H152L151 96H157L155 99H159V96L161 95L162 97L161 98H163V100L165 99V98H168L169 96H170V98H174V96H176V95H180V90H182V94L184 93L187 97H186V101H185V99H181V102H187V103H182V105L180 106V111H179V113H182L184 116H186L187 114V116L190 118V120L189 121H194V120H196V121H194L193 122V126L195 125V128L197 127V126H199V127H197V129H194V127L191 125V123L188 125L187 124V122H185L187 119H186V117H184L182 114V116L184 117V119H186L185 121H182V116L181 115H179V114H172L174 117L172 118V120L169 122V121H167L166 122V120H165V122L164 121H162V120H159L160 118H158V120H159V122L160 121H162V122H160V124H159V126H157V128L155 129V130H152L151 132H150V134H149V136L153 139V142H154V144H155V151H152V150H149L148 151V154L144 157V162H143V166H142V170H143V173H142V175H143V177H144V180H145V178L146 177H149L148 178V180H146V181H144V182H146L145 184H142V185H137V184H135L134 183V180H133V174H132V171H128L127 170V167L129 168V167H133L134 166V164H135V159L134 160H132V158H135V156L134 155H130L129 156V154H130V152H129V154L127 153H124L123 152V150H124V145H123V147H120V144L122 143V144H124V139H123V137H120L121 138V141L118 139V141H120L119 143L117 142V143H114V144H116V145H114L113 143H109L108 141H104V142H106L105 144H112L113 146H111L110 147V145H104V147H105V149H102V148H100V149H102V152L103 151H105V152H103V156H104V158L106 159V157L108 158V156H109V153L108 154H106V152H107V149L109 150V152L111 153V155L113 156V155H115L116 156V161H114L115 160V156H113V157H109L108 158V160L110 161V160H112L113 162H114V164L116 165V163L115 162H117V164L119 163L118 162V160H120V161H122L123 163L122 164H120V165H123V166H119V165H117L118 167H116L115 165H113V163H112V165L111 166H115L116 168H118V169H115L116 171H115V175H114V172H112V174L110 175V179L108 178V175H107V177L106 176H101L100 174H98L99 172H98V170H96V177H95V181L93 182L92 181V185L90 186V188L91 189H97V188H100V187H102V185L104 184L103 182L106 180V179H108V181H110V183H109V186L107 187V190H108V188H110V189H112V186H113V189H114V186H116L117 185V183L115 182L116 180V176H119V180H121L122 178H123V181H122V187L121 188H117L116 187V189H112V190H110V192H112V194L111 195H109L110 194V192H108V195L111 197V200L110 201H113L112 200V197H113V194L115 195L114 197H116V198H121V199H119V200H121V203H120V201H118V199H114V197H113V199H114V201L116 200V204H125L126 203V200H125V196H124V190H126L128 193H131L132 194V198H133V203L136 205H138V206H140L141 204V207L143 206L144 207V209H146L144 212H145V214L146 213H148L147 215H145L144 216V218L145 219H143L142 221H140L139 222V220L138 221H136V223H135V225H133V226H127V227H125V229H126V234H127V239H124L126 242L125 243H123V248L124 249H126L127 251H129V252H131V254L129 253V256L131 257L130 259L128 258V261L125 259V257H124V259L125 260H123V257H121V256H119L120 254H118L117 256H118V258H117V256L115 257V260H112L111 261V263L113 264V262H114V264H116V262H118L119 264L122 262V264H125V262H127L126 264H143L144 263V261H148V264H149V261H150V264L152 263V261H154V263L156 264V262L155 261H157V260H154V252L153 253H151L150 251H149V249L147 250V254L145 253V255L143 254V250L141 249V245L143 246V245H145V243L147 242H149V248H150V250L152 251L154 248H157V250H159V253L160 252H162V253H164V254H169L171 257L172 256H176V255H179V260H180V258L182 257V261H184V259L185 260H187L188 261V259H187V255L185 254V253H176L175 255H172V254H170L169 252H168V250H169V243L167 242L168 240H166V239H162L161 237H160V234H161V232L163 231V230H167V223L169 222V215H171V213H172V216H173V214H174V219H175V221H174V223L173 224H176V226H177V232H178V234H183V230H185V228L186 227H184L183 228V224H184V226H187V227H189V230H185V233H188V232H191V231H194V230H196L195 229V227L194 228H191V225L190 224H192L193 226H198V225H200L201 226V224H206V225H208V224H211V223H213L215 220H217V219H219L220 218V216H219V218H217V216H214V218H212L209 214H208V212L206 211L205 212V210H207V204H213V205H217L218 204V202L219 201H221L222 199H223V197H221V196H218L217 194H216V192H218V191H220V192H222L224 195L226 194V197H227V192L229 191L230 193H232V192H234V190H235V192H239L240 191V187H242L243 189H245V190H247L248 191V187L250 188V187H254L255 189H256V187L258 186V185H254V184H256L257 183V181H254V179H256L257 180V178H256V176L259 178L260 177V179H259V181H258V184H260L261 183V181H262V184H260L261 185V187H260V185H259V189L261 190V192L262 191H264V180L262 179L261 180V178H263L262 177V173H263V175H264V137H258V135H259V129H257L258 127L257 126H262V123L264 124V114H263V118L261 117V113H260V116H259V112H255V109L254 108H252L253 109V112H254V116L253 117H255L256 119H257V115L259 116V117H261L260 119L258 118L257 120H252L253 118H251V122L249 123V126H248V129H249V131H250V128H253V126L255 127V129H253V130H258V131H256V132H252V133H250L249 131L246 133L247 135H248V137H249V140H250V136H251V138H252V142L250 143V141L248 140H246V142H249V143H247V144H244V146H243V143H245V142H242L243 141V139L242 138H240L239 139V137L237 138L236 137V139L238 140V141H240V143L237 141V140H235V137H230V136H227V134L226 133H228L229 135H230V130H231V127H232V119L230 118H224V117H219L218 119H212V121H216V125H218V129L219 128H222V129H224V131H225V128L226 127H229V128H226L227 130L229 129V131H225L226 133V137H225V134H223L224 133V131H222V133L221 132H219V131H217V129H215L216 127L214 126L215 124L211 121V118L208 116L209 114L207 113L208 111H209V107H210V105H208V101H203V103H201L202 102V100H200L201 98H200V95H201V97H202V93L204 92V91H201V89L202 90H204L203 88H201V87H198V89H197V86H198V84H200V79H201V77H200V79H199V75L201 76V75H203L202 77H204V73L205 72H201V74H199V73H195L194 72V70L192 71V72H194V73H192V72H190V70L188 69L189 67H190V69H194V67H193V65L192 64H190L191 62H189V61H191L195 56H192V55H194V53L191 51H189L188 49H189V47L190 46H186V48H188V49H185L184 47V45H186V44H184V43H181ZM184 44V45H183ZM262 44V43H261ZM44 45V46H43ZM260 45V44H259ZM35 46V47H34ZM86 47H88V45L86 46ZM91 47H92V49L93 48H95L94 49V51L91 49ZM260 47V46H259ZM263 46L261 45V48H262ZM162 48H164V47H162ZM158 49V51H156V52H153V53H151V54H153V55H155L156 54V56H163L164 55V53H165V50H164V53H163V49ZM264 48V47H263ZM87 50H89L88 48H86ZM90 51H89V53L92 55H94V56H92L91 58L93 59V57H95L96 55H95V53L98 55V53H97V51L99 50L98 48H96V47H94V45L92 46V45H90ZM164 49H166V47L164 48ZM174 49V48H173ZM97 50V51H96ZM186 50H188V53H187V51ZM190 50H191V47H190ZM100 51V50H99ZM94 52V53H93ZM158 52H160V53H158ZM166 52H167V49H166ZM44 53V54H43ZM101 53V54H100ZM100 53H99V59H97L98 61L100 60V61H103V60H101L102 58L100 57V56H102V51H100ZM107 53V54H106ZM109 53V54H108ZM163 53V54H162ZM43 54V55H42ZM142 54V55H141ZM88 55V53H87V51H85V48H84V50L83 51H80L79 52V54L78 55H76V56H78V57H80L81 59H82V61L80 62V67H82V68H84L85 66H86V70L88 69V70H90L91 68V66L90 67H88L89 65H92V64H89V63H91V62H89L88 63V59L86 60V58H89V60H90V56H87ZM179 55H178V57H179ZM188 55V56H187ZM191 55V56H190ZM250 56H251V54H249ZM236 56V54L234 55V57ZM264 50L262 49V55H260V57L262 58V59H264ZM113 57L115 58V60H117V62H115V60L113 59ZM146 57V56H145ZM177 57V56H176ZM185 57L186 58H189V59H191V60H189V61H187L186 60V62L189 64H187L186 62H185ZM193 57V58H192ZM260 57H259V59H260ZM98 58V57H97ZM49 59V60H48ZM51 59H52V61L53 62H50L51 61ZM146 59H147V57H146ZM146 59H144L145 61L142 63V65H146V66H148V61L146 60ZM235 59H236V57H235ZM258 59V58H257ZM93 60H95L94 62H96L97 60H96V57L93 59ZM247 60H248V58H247ZM246 60V61H247ZM250 60V59H249ZM41 61H43V58H41ZM41 61H39V64L41 63ZM97 61V62H98ZM99 61V62H100ZM109 61V62H110ZM112 61L113 62H115V63H112ZM175 61V62H174ZM192 61H194V60H192ZM43 62V64L44 65H46L45 63ZM96 62V63H97ZM104 62V61H103ZM103 62H102V64H103ZM237 62V61H236ZM13 63V62H12ZM77 62H75L74 64V68H77V70H79V69H81V68H79V64H76ZM185 63V64H184ZM249 63H251V62H248L247 61V64H249ZM5 64L6 65H9V67H10V63H9V61H7V62H5ZM113 64V65H112ZM119 64H120V66H119ZM124 64V65H123ZM139 64H141V63H139ZM238 64V62L235 64V65H237ZM41 65H42V63H41ZM190 65H192V66H190ZM208 65V64H207ZM57 66V65H56ZM56 66H54V68L53 69H55V67ZM62 66V65H61ZM109 66L111 67V68H109ZM123 66V67H122ZM140 68L139 70L138 69H136V68H138V67ZM189 66V67H188ZM202 66H204V65H202ZM238 66V65H237ZM236 66V67H237ZM241 66H242V63H241ZM119 67L120 68H123V69H121V72H120V70H119ZM188 67V68H187ZM33 68L34 67H31L30 69H29V71H28V76L31 74V70H33ZM167 68V69H168ZM240 68V69H239ZM239 68H237L239 71H237L238 73H242L243 72V67H240V65H239ZM248 68V67H247ZM247 68H246V70H247ZM146 69H148V67H146ZM236 69V70H237ZM11 70V69H10ZM59 71V68L58 69H56V71H53V72H58ZM85 70V69H84ZM87 70V71H88ZM137 70V71H136ZM171 70H173V71H171ZM177 70H176V72H177ZM241 70V71H240ZM245 70V71H246ZM264 70V69H263ZM86 71V74H88L89 76H90V72L91 71H88L87 72ZM107 71V72H106ZM117 72V74H116V72ZM136 71V72H135ZM60 72V71H59ZM63 72V71H62ZM61 72V73H62ZM76 72H78V71H72V77H74L72 80L73 81H75L76 79L75 78H79L78 76H79V72L78 73H76ZM174 72L175 74H179V76H178V78H176L175 76L173 77V78H170L169 77V75H168V77L170 78V79H172V80H169L170 82L172 81H174V79L176 78V79H179L180 80V78H181V83L179 82H177L176 84H182L183 83V88L180 86V85H177L175 88H177L178 87V90L177 89H173L174 91L175 90H177V93H176V95L174 94V96L172 95V93H167L168 91L166 90V89H164V83H162L161 84V82L164 80V77H166L165 76V74L167 75V73H170V74H172V73ZM189 72L190 73H192V74H189ZM184 73H186V74H184ZM12 74V73H11ZM47 74H48V72H47ZM49 74H50V76L53 74H51V72H49ZM48 74V75H49ZM76 74V75H75ZM116 74V75H115ZM255 74V73H254ZM260 74H264V71H260ZM32 75V74H31ZM48 75L46 76L47 78H48ZM71 75V74H70ZM73 75H75V76H73ZM88 75H86V76H88ZM185 75H193L194 76V82H196L197 80H199L198 82L199 83H197V86H196V88L194 89V90H197V92L199 93H197V92H195V93H197V94H194L193 93V91H189V89L188 88H193V87H195L194 85H191L190 84V82H191V79H190V77H186ZM253 75V74H252ZM257 75V74H256ZM85 76V77H86ZM171 76V75H170ZM197 76H198V78H197ZM259 76H261L262 77V79L264 80V75L262 76V75H259ZM10 77H13V74L11 75V76H9V77H7L6 78V80L9 78V80L10 79H12V84L14 83L13 82V79L15 80V78H10ZM19 77H21L22 78V76H19ZM71 77V78H72ZM84 77V78H85ZM146 77H147V73H146ZM149 77V76H148ZM172 77V76H171ZM18 77H16V79H17ZM29 78H30V76H29ZM28 78V79H29ZM34 77H32V79H33ZM50 78V79H49ZM48 79H47V81L49 82H46V80H44L45 82H46V84H44V81H43V83L42 84H44V85H47V83H48V85H50V82H51V80H52V76L51 77H49ZM88 78V77H87ZM87 78H85V79H87ZM243 77H240V79L241 80H243L242 79ZM1 79H5V78H1ZM19 79V78H18ZM27 79V83L25 82V84H28V83H30L29 81H31V79L30 80H28ZM37 79V78H36ZM36 79H35V81H36ZM75 79V80H74ZM113 79V80H112ZM115 79V80H116ZM166 80H167V78H165ZM187 79H189L190 80V82H188L187 81ZM197 79V80H196ZM203 79V78H202ZM78 80V79H77ZM82 80V79H81ZM84 80V79H83ZM88 80V79H87ZM87 80H85V81H87ZM136 81L137 82V84H136V82H135V86L133 85V82L134 81ZM141 80V79H140ZM167 80V81H168ZM11 81V80H10ZM90 81H91V79H90ZM165 81V80H164ZM166 81V82H167ZM168 81V82H169ZM20 82H21V80H20ZM23 82V81H22ZM32 82H34V80L32 81ZM36 82H38V83H36ZM35 83L36 84H38V85H35L36 87H35V89L37 88H39L41 85H40V82H39V80L38 81H36ZM78 81H76V83H77ZM87 82H89V81H87ZM91 82H93V81H91ZM90 82V84H92V90L93 91H95V94L96 95H93V93L92 92H90V93H92V95L94 96L93 98H95L96 100H97V98L95 97V96H97V93H104V92H109V88L106 86V84H107V82H102V83H91ZM113 82H115V81H113ZM193 82V83H194ZM11 83V82H10ZM9 83V81H8V84H10ZM18 83V82H17ZM79 83V82H78ZM84 83H86V82H84ZM84 83H83V85H84ZM115 83V84H116ZM73 84H74V82H73ZM87 84V83H86ZM89 84V83H88ZM89 84V88L91 89V85ZM96 84H98V85H96ZM129 84H128V86H129ZM160 84V85H159ZM175 84V83H174ZM175 84V85H176ZM21 85H24L23 83L21 84ZM47 85V86H48ZM72 85V84H71ZM76 84H74V88H76V86H75ZM78 85H80V83L78 84ZM100 85V86H99ZM162 85V86H161ZM191 85V87H189ZM12 86V85H11ZM11 86L9 85L8 86V88H7V92H8V90H9V92L7 93V95H9L10 97H12L11 99L14 101V99H18V101H21V99H22V97H21V95H20V93L22 92H17L19 95H17L16 94V92H12V91H14V90H10V88H11ZM15 85H13V88H17V86L18 85H16V87H14ZM24 86H26V85H24ZM32 86L34 87V83H30L29 85H27L26 86V88L25 87H23L22 89H26L25 91H27V90H29L30 88H32ZM38 86V87H37ZM73 86V85H72ZM71 86V87H72ZM86 86V85H85ZM85 86H83V90H80V91H82V96H83V93H86V88H85ZM193 86V87H192ZM10 87V88H9ZM80 87V86H79ZM87 87V89H88V86H86ZM142 87V88H143ZM163 87V88H162ZM179 87H180V90H179ZM257 87H259V88H256L255 90L258 92V93H260L262 90H261V87L258 85ZM73 87H72V89H74ZM85 88V89H84ZM137 88V89H136ZM182 88V89H181ZM248 87L246 86V87H244V91L247 93V95H249V98L251 97V93H248L250 90H249V88L247 89ZM34 89V88H33ZM32 89V90H33ZM68 89V88H67ZM71 89V88H70ZM69 90L70 91V95L71 94H73V92H74V90ZM90 89H88L89 91H90ZM128 89V88H127ZM159 89V90H158ZM164 90L163 92L161 91V92H158V91H160V90ZM119 90L121 91V93L123 94V93H131V88H130V91L129 90H125V89H123V87H121V89L119 88ZM166 90V91H165ZM171 90V89H170ZM169 90V91H170ZM185 90H188V92L186 93L185 92ZM247 90H249V91H247ZM24 91V92H25ZM71 91H73L72 93H71ZM85 91V92H84ZM172 91V90H171ZM178 91H180V92H178ZM133 91H132V93H134ZM166 92V93H165ZM251 92V91H250ZM29 93V92H28ZM28 93H26L25 92V94L24 95H29ZM74 93H76V92H74ZM131 93V95H133ZM162 93H165V94H162ZM252 93H254V94H258V93H256V92H252ZM2 93H0V98L3 96V95H1ZM49 94V93H48ZM77 94V93H76ZM89 93H86V94H84V95H86L84 98L85 99H87L88 97H90L89 95H88ZM180 95V96H183V95ZM240 94V93H239ZM74 95V94H73ZM88 95V96H87ZM91 95V96H92ZM134 95V96H135ZM169 95V96H168ZM184 95V96H185ZM194 95H196V96H194ZM51 96V95H50ZM76 96V97H75ZM75 96H71V97H73V98H71L72 100L74 99V98H77V99H79L80 100V96H78V94L77 95H75ZM164 96H167V97H164ZM172 96V97H171ZM205 96V94L203 95V97ZM208 96H209V94H208ZM29 97V96H28ZM87 97V98H86ZM136 97V96H135ZM197 97H199L198 99H199V102L200 103H198V101L196 100V98ZM207 97V96H206ZM82 98V97H81ZM93 98H91V100L93 99ZM138 98V97H137ZM160 98V99H161ZM170 98H168V99H170ZM205 98V97H204ZM84 99V100H85ZM95 99H93L94 101H93V103H95V104H97L98 102H99V100H95ZM99 99V98H98ZM71 100V101H72ZM75 100V99H74ZM74 100L72 101L73 103H74ZM78 100V101H79ZM81 100H83V99H81ZM81 100L78 102V103H80L81 102ZM89 100H90V98H89ZM88 100V101H89ZM139 100V102H137ZM205 100V99H204ZM86 101V100H85ZM158 101V100H157ZM2 102H4L3 104H5V106H6V102L5 101H2ZM75 102H76V100H75ZM158 102H160V101H158ZM161 102L163 103V102H165V101H162L161 100ZM180 102V103H181ZM90 104H93V103H91V102H89ZM162 103H160V107H159V110H163V108L164 107H161V105L163 106L164 105V103L162 104ZM200 104H204V105H201V106H203V107H201L200 106ZM208 106V108H206L207 106ZM32 106H34L35 104H31ZM165 105H166V103H165ZM199 106L201 107V108H199ZM29 108H30V106H29ZM184 108H186L187 110H185L186 112L184 113V111H182ZM8 109V108H7ZM37 109V108H36ZM208 109V110H207ZM221 106H220V112H221ZM38 110V109H37ZM156 111H158V109L156 108L155 109ZM219 110V109H218ZM118 111V110H117ZM165 110H163V112H164ZM262 111H263V109H262ZM24 112H26V111H22V112H20V114L21 115H24ZM205 112L207 113V115H205ZM118 113V112H117ZM262 113H264V111L262 112ZM20 114L18 115V117H17V120H19V125H16V124H14V120L11 122V120L9 119V117H8V120L5 118H2V119H0V122H5V121H8V122H11L12 123V127L14 128V129H19V130H21V132H24L23 131V129H22V126L21 125H23V123H21L20 122V119L19 118H21L20 117ZM113 114H115V110H114V113ZM201 115H203V119H202V116ZM206 117H205V116ZM117 116H118V114H117ZM201 116V117H200ZM208 116V117H207ZM74 116H72V118H73ZM176 117V118H175ZM177 117H179V118H177ZM182 117V118H181ZM198 117L199 118H201V120L200 119H198ZM10 118H12V117H10ZM71 118V117H70ZM70 118L68 119V120H66V122H64L65 123V128H63V131H64V133L65 134H68V132H69V129H68V127L70 126L71 128H72V124H70L69 125V123L71 122L72 123V121H74V120H72V118H71V120L72 121H70ZM175 118V119H174ZM181 118V119H180ZM220 118L222 119L221 121H219L220 120ZM67 119V118H66ZM178 119V120H177ZM179 119L181 120L180 122H179ZM183 119V120H184ZM197 119L198 120H200V121H198V122H202L203 120H205L204 122H206L208 119H210L209 121H208V123H213V124H211V125H213V127H215L214 129H213V127H211L210 129H209V125L207 126L206 125V123H200L201 125H202V131H201V125H196V124H199V123H196V124H194L195 122H197ZM187 120V121H188ZM258 120H260L259 122L261 123H259L258 122ZM65 121V120H64ZM164 122V123H163ZM181 123V122H183V123H181V124H183V126L186 128H182L181 126H180V124L179 123ZM187 124V125H186ZM260 124V125H259ZM67 125H69V126H67ZM178 125H179V128H176V127H178ZM186 125V126H185ZM191 125V126H190ZM220 125L222 126V127H220ZM224 125V126H223ZM67 126V127H66ZM110 127H113L114 126V124L112 125V123L109 125ZM170 126H172V127H170ZM187 126L189 127V128H187ZM208 128H207V127ZM251 126V127H250ZM260 126V127H261ZM16 127H19V128H16ZM69 127V128H70ZM181 127V128H180ZM223 127H225V128H223ZM250 127V128H249ZM23 128H24V130L26 129L24 126H23ZM174 128H176V129H174ZM191 128H193V129H191ZM199 128H200V130H199ZM204 128V129H203ZM206 128V129H205ZM86 129H88V127L87 128H79L78 129V131H77V133L78 132H80L79 133V135L78 134H76V136L74 137V139H73V141H72V139H70L69 141H68V144L70 145V143L72 142L73 143V146L72 147H70V150H74V151H76V155H77V157L74 159V161L72 162L71 161V163H69V169H74V168H78V166H80V164H79V160L80 159H82V155H80L79 154V149H81L82 150V147H81V144H80V142H81V139H82V137H80L81 136V134H84L86 131ZM178 129H183V131L182 130H178ZM212 130V132L211 131H209V130ZM263 129V128H262ZM261 128H260V131H263ZM82 130H84V131H82ZM206 130V131H205ZM207 131H209V135H207L208 134V132ZM251 131H252V129H251ZM82 132H84V133H82ZM206 134H205V133ZM211 132V133H210ZM219 132V133H218ZM259 132V133H258ZM264 132V131H263ZM222 134V136L223 137H225V138H223V139H221V142H220V138H222V136L220 137L219 136V138H218V135L219 134ZM210 134H213V136L215 135V137L216 138H218V140H219V142L220 143H223V144H219L220 146H223V147H221L220 148V146H216L215 145V141H216V143L218 142V140L215 138V137H212L211 138V135ZM218 134V135H217ZM246 134H244L245 135V137H243L244 138V140L245 139H248L246 136ZM263 133L261 132L260 133V136H264V134L262 135ZM206 135H207V137H206ZM256 136V137H254V136ZM153 136V137H152ZM241 136H243V135H241ZM24 137V138H23ZM210 137V138H209ZM227 137H229V139L227 138ZM3 138H5V137H3ZM11 138H15V140H16V137H11ZM118 137H116L115 138V140L117 139ZM146 138H148L149 139V137H146ZM215 140H214V139ZM17 139H19L22 143H23V145L24 144H30V142H32L34 139H37V137H27V135H23L22 137H17ZM25 139V140H24ZM208 139H210V142L212 143V147L214 148H211V147H209V145H211V143L208 145L207 143H205V141H207ZM226 139V140H225ZM228 139V140H227ZM231 139V141L232 140H234L233 142H235V145H234V143H232L233 145H234V148H236L235 146L236 145H242V147H245L246 149H248L249 150V153H250V151H251V148H252V154H253V156H249L250 157V162H248V161H245L246 160V158H247V160H248V155H249V153L247 152V150L245 151V149L243 148L242 149V147H240V146H237V150H236V152L233 150V146H232V149H231V145H229V146H227L231 141H229ZM19 140H16V141H19ZM195 140H198L197 142L199 143H197ZM199 140L201 141V142H199ZM213 140V141H212ZM223 140H225L224 142H222ZM15 141V142H16ZM27 141H30V142H27ZM113 141V140H112ZM123 141V142H122ZM189 141H191V142H189ZM226 141L228 142V143H226ZM108 142V143H107ZM189 142V143H188ZM194 142L197 144V145H195L194 144ZM202 142H204L206 145L204 146V144L202 143ZM218 142V143H219ZM20 145L22 144V143H20V142H18ZM183 143H185L186 145L184 146V144ZM192 143H193V145L194 146H192ZM208 143H209V140H208ZM218 143H217V145H218ZM15 144H17V142L15 143ZM18 144V145H19ZM122 144H121V146H122ZM182 144H183V146H182ZM201 144H203V146L201 145ZM225 144H226V146H225ZM17 145V146H18ZM188 145H190L189 147H188ZM208 145V146H207ZM252 146V147H250V149H249V146ZM15 146V145H14ZM26 146V145H25ZM192 146V147H191ZM207 146V147H206ZM215 146L217 147V148H215ZM85 147H87V146H85ZM89 147H91V146H89ZM89 147L87 148V150L89 149ZM103 147V148H104ZM161 147V148H160ZM171 147V148H170ZM177 147V148H176ZM183 147L185 148V149H183ZM224 147H226V149H227V151H229L228 149L230 148V154H231V150H233V152L234 153H236V159L240 156V158H238V160L240 161V160H242L243 158H245V159H243L242 161H245L246 163H250V165H252V167L251 166H249V164H247L246 165V163L245 162H243V164H244V166L246 165V167H250V168H248V169H250L251 170V168H252V170H251V172L248 170V169H246V167L244 168L243 166H242V161L240 162V163H238V160H234L233 159V156H231L230 154H229V152L227 153V152H225L224 153V150H226ZM228 147V148H227ZM238 147H239V149H238ZM248 147V148H247ZM12 148H16V146L15 147H12ZM92 148V147H91ZM89 149L91 152H92V149ZM173 148H174V151H175V149H176V154L174 155V156H172V158H170V156H165V155H169V153H168V150L170 151L171 149V151L173 152ZM189 148V149H188ZM208 148H210L209 149V151L207 152L206 150L208 149ZM219 148V149H218ZM223 148V151L221 152V150L220 149H222ZM240 148H241V150H240ZM122 149V150H121ZM168 149V150H167ZM214 150L215 152H216V156H215V154L213 155V154H211L210 153V150ZM253 149H254V151H253ZM89 150L87 151L88 152V154L87 155H93V154H95L96 153V151L94 150V152H92V153H90L89 154ZM97 150V149H96ZM160 150V152L158 153V151ZM167 150V151H166ZM212 150H211V152H212ZM243 150V151H242ZM14 151H16L17 152V148L16 149H14ZM115 153H114V152ZM119 151V152H118ZM123 152V153H121L120 154V152ZM157 151V155H158V158L157 159H155L156 160V162H155V164H154V162H153V160H154V158H155V153L154 152H156ZM214 151L212 152V153H214ZM245 151V152H244ZM101 152V151H100ZM125 152H127L126 151V149H125ZM164 154H163V153ZM207 152V153H206ZM104 153H105V155H104ZM114 153V154H113ZM119 153V154H118ZM166 153H168V154H166ZM177 153H178V156H176L177 155ZM191 153V154H190ZM208 153H210V154H208ZM233 153V154H234ZM250 153V155H252ZM258 153H259V156H258V159H257V155H258ZM100 154V153H99ZM123 154V156H121V157H119L118 155H122ZM125 154V155H124ZM171 154V153H170ZM185 154L187 155V154H189V155H191V156H186L185 157ZM192 154H195V156H196V158L195 157H192ZM254 154H256V156L254 155ZM172 155H173V153H172ZM208 155H209V158H210V161H211V157H213V160L212 161H217L218 160V163L219 162H221L222 161V159L220 160V158L221 157H219V159H218V156H223V157H226L227 159L225 160V158L223 159L224 161H227V162H223L224 164H226L225 166H227V167H217L219 164L217 163V162H215V163H210L209 162V160L207 159V157H208ZM212 155V156H211ZM229 155L231 156L230 158H229ZM239 155V156H238ZM247 155V156H246ZM94 157L96 156V155H93ZM133 156V157H132ZM194 156V155H193ZM211 156V157H210ZM238 156V157H237ZM243 156V157H242ZM14 157H15V155H14ZM19 157H21V154L19 153L17 156H16V160L18 161V159H19V161H20V158ZM63 157H65V156H63ZM197 157H198V159H197ZM217 157V158H216ZM241 157H242V159H241ZM252 157H256V160H253V164H256V165H253V164H251V160L253 159ZM114 158V159H113ZM119 158H121V159H119ZM181 158V159H180ZM194 159V160H191L190 161V159ZM216 158V159H215ZM252 158V159H251ZM21 159H23V157L21 158ZM147 159V160H146ZM197 159V160H196ZM202 159H205L207 162H209V163H206L205 164V162H204V164L205 165H203V161H205V160H203L202 162H201V160ZM229 159H231L230 161H229ZM233 159V160H232ZM108 160H106L107 162H108ZM154 160V161H155ZM18 161V162H19ZM132 161L134 162V163H132ZM188 161V162H187ZM211 161V162H212ZM255 161V162H254ZM109 162V163H110ZM194 164H193V163ZM228 162H229V164L231 165V162L233 163L232 165L234 166V165H236L237 167H236V170L235 169H231V167L232 168H235V166L233 167V166H229V164H228ZM108 163V164H109ZM121 163V162H120ZM217 163V164H216ZM261 163L263 164V165H261ZM159 164V165H158ZM188 164V165H187ZM190 164V165H189ZM196 164V165H195ZM211 166V164H212V169H213V167H214V170H216V171H214V173L213 174H215V172H220V170H221V168H225V170H223V171H221V173H219L218 172V174H215V175H219V174H222L223 172V174H222V176H220L219 175V177H217V176H215V175H210V174H212V173H208V170H207V168L208 167H210L209 165ZM215 164H216V167L217 168H215ZM221 164V163H220ZM257 164H259V167H258V165ZM130 165V166H129ZM207 165V166H206ZM260 165L262 166V168L261 169H263V170H261L260 169ZM37 164L35 165V168H37ZM109 166H110V164H109ZM124 166L126 167V168H124ZM156 166V167H155ZM188 166H190V167H188ZM195 166H197V168L195 167ZM206 168L205 170H206V173H204V171H202V169L204 168V167ZM253 166H254V170H253ZM257 166V167H256ZM112 167V168H113ZM119 167L120 168H122L123 170H124V172H123V175H122V170L120 171V173H121V175H119L118 173V170H119ZM153 167H154V169H153ZM192 167V168H191ZM240 167V168H239ZM241 167L242 168H244V169H241ZM107 168H108V165H107ZM106 168V169H107ZM112 168H110L111 170H112ZM185 168H187V170H188V168H190V170H188L189 172H191V170L193 171H195V172H197L198 171V175H199V173L200 174H202V176H203V174L204 175H206V177H207V181L206 180H204V176L203 177H201L200 175H199V177H201V178H197L196 177V173H195V175H194V173L192 172V173H189V174H193V176H195L197 179H195V181L194 182H196L197 180H199V179H201V181H203L202 183L200 182V185H201V187L202 186H204L203 188H199L200 189V191H201V189H203L202 191L204 192L205 191V193L207 192L206 191V189H207V187L208 188H210L211 189V191L212 190H214L213 191V193L211 192V193H209V191H210V189H209V191L206 193V194H210V196H211V194H212V196L213 195H215V197H216V199H217V201H216V199H214L213 198V202L215 201L216 202V204H215V202L213 203V202H210V201H212L211 199H212V196H211V199H207V195L205 194V196H206V201H205V199H204V201H203V199H201L202 197H204V196H202V194L203 193H201L200 192V194H199V189L198 188H196V189H194V186H193V184H195V186H197V184L199 183V181H198V183L196 184V183H194L193 181H191V179L188 177L189 175L187 174V170H186V173H185ZM196 168V169H195ZM202 168V169H201ZM219 168H220V170H219ZM227 168V169H226ZM257 168V169H256ZM258 168H259V171H258ZM110 169H108V172H109V174H110V172L111 171H109ZM113 169V170H114ZM201 169V170H200ZM209 169V172H212V170H210V168H208ZM237 169H239V171L240 172H237ZM256 169V170H255ZM129 170H131L130 168H129ZM200 170V171H199ZM233 170V171H232ZM243 170V171H242ZM227 171V173L228 174H226L225 172ZM241 171H242V174H244L245 176H246V178L245 177H243L244 179H245V184L243 185V182L244 181H240V182H242V186H239L241 183L239 182V183H237L238 182V180H239V178H240V180H241V178H242V176H244V175H242L241 174ZM246 171H249L248 172V174H247V172ZM254 171V172H253ZM244 172V173H243ZM183 173H185V174H183ZM233 173V174H232ZM234 173H235V177H233L232 175H234ZM252 173H257V175H255V174H253L252 176H255V178L254 177H252V180L253 181H251V179H250V181L251 182H255V183H253V185L251 186L250 184H251V182L250 183H248V181H249V177H250V175ZM260 174V176H258L259 174ZM225 174H226V176L228 177H226V178H224V179H226L228 182H226L225 183V180L223 179L222 180V178H223V176L225 177ZM232 174V175H231ZM236 174H239L238 176V180H237V182L235 181V183L233 182V181H229L230 179L229 178H231V176H232V180H236L237 178V175ZM248 176H247V175ZM250 174V175H249ZM208 175V176H207ZM240 175H241V177H240ZM120 176H122V178L120 177ZM230 176V177H229ZM190 177H191V175H190ZM205 177V178H206ZM250 177V178H251ZM179 178H181L180 179V181L178 180ZM191 178H193V180H194V177H191ZM234 178V179H233ZM236 178V179H235ZM254 178V179H253ZM61 179V178H60ZM60 179H53V180H48L49 182H57V181H59ZM176 179H177V181H176ZM183 179V180H182ZM184 179L186 180V182H189V183H191L192 182V184H188V186H187V183L186 184H184V183H182L181 181H183L184 182ZM211 181H210V180ZM215 179V180H214ZM219 179H221V180H219ZM243 179V180H244ZM83 180H84V178H83ZM117 180H118V177H117ZM173 180V181H172ZM218 180V181H217ZM48 181H46L45 183H48ZM60 181H62V179L60 180ZM111 181H113L114 182V185H113V182H111ZM174 181L176 182V183H174ZM212 181H217V182H212ZM221 181V182H220ZM222 181H224V182H222ZM172 182V183H171ZM208 185H205V183ZM218 182H220L221 183V185H222V183H223V186L225 185V184H230V183H232V185H234L235 186V184L237 183V187L235 186V188H233L234 190L232 191L231 190V188L232 187H234V186H231V187H229L230 188V190H227L228 189V187H227V189H225L226 191H224L223 189H224V187L223 186H219L220 185V183H219V185H215L216 183L218 184ZM180 183V184H179ZM204 183V184H203ZM211 183V184H210ZM225 183V184H224ZM249 184V186H248V184ZM179 186H178V185ZM203 184V185H202ZM70 185V184H69ZM174 185H177V186H174ZM186 185V186H185ZM191 185H192V189H191ZM200 185H198V187L200 186ZM210 185V186H209ZM214 185V186H213ZM226 185V186H227ZM231 185V184H230ZM205 186H206V188H205ZM213 186V187H212ZM219 186V187H218ZM247 186V189L246 188H244V187H246ZM256 186V187H255ZM70 187H71V185L70 186H67V188H66V190H68V191H66L65 190V192H63V194H62V196H61V199H63V201H65V203H68L69 204V206L67 207L68 208V210L70 209V210H72V208H76V207H74L75 205H78L77 207H81L82 205L83 206H90V204H91V206H93V204L95 205V201L93 200V199H90L89 198V194H88V198L90 199V202L89 201H87V200H89V199H85V197H86V194H85V192L87 191V187H86V184H85V182H83V181H80L79 182V184H78V186H76V188L75 189H77L74 193L72 192V191H70L71 189H70ZM126 187V188H125ZM177 188V190H176V188ZM189 187H190V189H189ZM125 188V189H124ZM174 188V191L172 190ZM220 188V190H218ZM223 188V189H222ZM226 188V187H225ZM239 189V191H237V189ZM258 188V187H257ZM242 189V191H241V195L240 194H238L239 196H238V199H239V197L241 196V197H243L242 195H246V194H242V193H245V192H243L244 190ZM255 189H253L255 192H256V190ZM263 189V190H262ZM223 190V191H222ZM252 189H251V191H253ZM74 191V190H73ZM97 191V190H96ZM253 191V192H254ZM68 192V193H67ZM90 192V191H89ZM88 192V193H89ZM100 192V191H99ZM99 192H98V195L99 196H103V194H104V192L103 191H101L100 193H103V194H99ZM106 192V191H105ZM174 192H176L175 193V195H174ZM190 192H193V194L192 193H190ZM220 192H218L219 193V195L221 194L222 195V193H220ZM226 192V193H225ZM253 192H251L252 194L251 195H253V196H255V195H257V194H255V192H254V194H253ZM70 193L72 194V195H70ZM118 193H121V195L120 194H118ZM229 193V194H230ZM240 193V192H239ZM247 193V192H246ZM107 194V193H106ZM163 194L164 195H167V197H168V199H166L167 197L166 196H163ZM197 194H198V196H197ZM75 195V198L73 197ZM105 195V194H104ZM108 195H106V196H108ZM139 195V196H138ZM196 195V196H195ZM224 195H222V196H224ZM234 195H236V194H234ZM250 193H248L245 197H249L250 198ZM109 196H108V200H109ZM137 196H138V199H137ZM202 196V197H201ZM262 196H264V192H262ZM100 197V198H101ZM142 197V198H141ZM165 197V198H164ZM201 197V198H200ZM214 197V196H213ZM218 197V198H217ZM225 197V196H224ZM228 197L230 198L231 196H229L228 195ZM227 197V198H228ZM244 198V200L246 199H248L246 202H249V204L248 203H244L243 202V199L242 198H240V199H242V201H241V203H243V204H247L248 205V207L246 206V205H244L243 207H240L241 206V203H240V201H239V207H240V211L238 212L236 209L238 208L237 206V208L235 207V212L236 213H238V215L237 216H239L238 218L236 217V218H234L233 220H235V221H240L241 222V220L239 219L241 216H245L247 213H249L248 212V210L250 211L251 210V208L250 207H252V205L249 207V205L251 204V201H252V203L254 204V202L255 201H253V197L251 198L252 200L251 201H249V198ZM71 198H72V200H71ZM74 198V199H73ZM197 198H199V199H197ZM205 198V197H204ZM208 198H210L209 196H208ZM222 198V199H221ZM255 198L256 197H254V200H255ZM60 199V200H61ZM106 198L105 197H103L102 198V202H101V204L103 203V200H105ZM160 199H164V204L163 203H160ZM200 200V201H198L197 202V200ZM218 199H219V201H218ZM239 199V200H240ZM258 199V198H257ZM256 199V200H257ZM261 198H259L258 200L259 201H261V202H259V201H257L256 203H258L259 205H260V203H262V200H260ZM13 200V199H12ZM71 200V201H70ZM73 200H77V201H73ZM107 200V203L109 202ZM207 200H210V201H208L207 202ZM264 200V199H263ZM15 201V200H14ZM100 201H101V199H100ZM100 201H97V202H99V204H100ZM118 201V202H117ZM70 202H71V204L73 203V205L74 206H72V208L70 207L71 206V204H70ZM79 203V204H76V203ZM93 202V203H92ZM106 202V201H105ZM105 202H104V206H103V208L101 209V210H103V212H101V213H98V214H100V215H102V217L104 216H106V214H105V209H107V208H109L110 207V205L108 206L107 204V206H105ZM166 202V203H165ZM185 202L188 204V207L190 208V211H189V208H188V211L191 213V215L189 214V216H191V217H189V216H187L188 215V213H187V209H185V206H186V208H187V204L184 206V204H185ZM197 202V203H196ZM204 202V203H203ZM207 202V203H206ZM229 202H231V200H229ZM12 203V202H11ZM13 203H15V202H13ZM12 203V204H13ZM109 203H111V202H109ZM113 203V202H112ZM111 203V204H112ZM115 203V202H114ZM190 203H192V204H190ZM196 203V204H195ZM203 203V204H202ZM206 203V207H205V204ZM263 203H264V201H263ZM261 204L260 206H262L261 207V209H260V206L258 207L257 206V204L254 206V209H253V207H252V210H253V212H251V213H253L254 214V212L256 213V211H257V214L258 213H261V215H258V217H260V218H258V221L257 222H259L260 223V225L258 226L259 228H258V231L256 230V236H257V233L259 234L260 233V228H261V232H263L264 231V223H263V221H264V209H263V207H264V204ZM87 204V205H86ZM101 204L98 206L97 205V203H96V205L98 206V209H99V207L101 206ZM140 204V205H139ZM201 204V206L203 207V205H204V207H203V209H202V207H200V209H199V205ZM95 205V207L97 208V206ZM119 205V206H120ZM192 205H195V207H194V209H196V210H194L193 209V206ZM115 206H116V208H117V206L118 205H115L114 204V206L112 205V207H114V210H112L111 211V216L110 217H108L109 219L107 220L108 222L107 223H109L110 222V225H108V224H106V226H110V228H109V230L112 232V227H117L116 229H115V231H114V233L116 232V230L118 231V225L120 226L121 224H119L118 222H121V223H124L125 221L123 220V215L125 214V212H124V209H120V208H115ZM257 206V207H256ZM70 207V208H69ZM121 207L122 208H124V205H121ZM67 208H66V210H67ZM162 208V209H161ZM198 208V209H197ZM206 208V209H205ZM256 208V209H255ZM257 208H259L260 209V211H259V209H257ZM55 210V208H52V210ZM99 209V210H100ZM119 209V210H118ZM193 209V210H192ZM239 209V208H238ZM53 210V211H54ZM63 210L64 211H66L64 208H63ZM74 210V211H73ZM72 211L74 212V214H76L77 212H78V214L77 215H75V218L79 215L80 217L78 218H76V219H79V220H81L80 218L82 217V215L84 214L83 213V211H82V209H81V212L79 211L80 209L78 208V210H77V208L76 209H73ZM75 210H77V211H75ZM116 210V211H115ZM202 210V211H201ZM204 210V211H203ZM251 210V211H252ZM185 211H186V213L187 214H185ZM232 211H234V210H232V208H231V212L228 214L227 212H226V209H225V214H226V217L228 216V217H230L231 215L230 214H232V213H234V215L232 214V216L233 217H235V212H232ZM242 211V212H241ZM55 212V211H54ZM58 211H56V214H58V216H59V213H57ZM73 212H72V216H73ZM84 212H85V214L88 216V210H84ZM93 211H92V209H91V214L93 215V213H92ZM122 212V214L120 215V213ZM200 212H203V213H200ZM247 212V213H246ZM65 213H67V211L65 212ZM80 213V214H79ZM82 213V214H81ZM192 213H195V215L194 216H192ZM197 213V214H196ZM240 213V214H239ZM241 213H243V214H245V215H242ZM98 214L96 215V216H92V217H98ZM103 214H105V215H103ZM120 216H119V215ZM257 214H255L256 215V219H257ZM61 215V214H60ZM69 215H71V213L69 214ZM168 215V216H167ZM197 215V216H196ZM249 215H250V213H249ZM249 215H247L246 217H242L243 219H242V222L240 223V222H237L238 223V225L235 223V221H233V224L235 225H230L231 223H229V222H227V223H229L228 224V227H229V229H232V231H234V234L235 233H238V235H241L242 236V231H243V229H244V227L247 225H249V223L250 222H247V218H248V216ZM255 215H253L254 216V218L251 220V221H253V223L255 222ZM165 216H166V219H167V221H165L166 219H165ZM185 217V220L184 221H182L183 219L182 218H184ZM231 216V217H232ZM171 217V216H170ZM199 217V218H198ZM223 217V216H222ZM225 217V218H226ZM250 217V216H249ZM252 217V216H251ZM107 217H105V219H106ZM162 218H164L163 220H162ZM190 218V219H189ZM192 218V219H191ZM209 218H211V219H209ZM57 219V218H56ZM199 219H202V220H199ZM204 219H206L205 221H203ZM223 219V218H222ZM227 219H229V220H227V221H230L231 220V218H227ZM249 219V218H248ZM92 220H95V219H93L92 218ZM123 220V221H122ZM187 220H190L189 221V225L190 226H188L187 225ZM196 220V221H195ZM200 222H202L203 221V223H199L198 224V222L199 221ZM211 221V222H206V221ZM244 220H245V222H246V224L244 225V224H242L243 222H244ZM57 221V220H56ZM213 221V222H212ZM248 221H250V220H248ZM262 221V222H261ZM149 222V223H148ZM178 222V223H177ZM192 222V223H191ZM197 222V223H196ZM205 222V223H204ZM217 222V221H216ZM216 222H214V224L216 223ZM141 223H144L145 225L143 226V224H141ZM182 223V227H178V225L179 224H181ZM196 223V224H195ZM227 223H225V224H227ZM240 223V224H239ZM258 223V224H259ZM261 223H263L262 225H261ZM78 224H79V222H78ZM77 224V226H78V228H80L81 227V225H80V227H79V225ZM80 224H82V222H80ZM147 224V225H146ZM195 224V225H194ZM214 224H211V226L212 227H214V230H215V232H213L212 233V231L210 232V230L209 231H207V232H209V234L210 233H212V234H219V233H221L222 231H220L221 230V225H222V223L221 224H219V221L217 222V226H215ZM24 225V227H23V230H22V227H21V225H20V227H19V230H21V231H23L24 233H26L29 237V247L33 250V248L35 247V244H37V241L38 240H36V237L34 236V233L32 234V236H31V231L29 230V228L27 229V224H23ZM143 227H142V226ZM206 225H204L206 228H202V227H199V231L201 230L200 228H202V230H203V232H204V229H208V227H209V229H211L212 227H210V225H208V227L206 226ZM218 225H220V226H218ZM100 226H102V225H100ZM99 226V227H100ZM122 226V225H121ZM120 226V227H121ZM145 226H148L147 228H144ZM180 226V225H179ZM203 226V225H202ZM238 226H239V230L238 229H235V228H238ZM51 227V226H50ZM82 227H83V225H82ZM142 227V228H141ZM218 227V230H219V233H217L218 232V230L216 229ZM222 227H223V225H222ZM226 227H227V225H226ZM241 227V228H240ZM21 228V229H20ZM102 228L103 227H101V230H102ZM179 228H180V230H179ZM224 228L225 227H223L222 228V230H224ZM51 229H53V231H49L48 233H51V235H53V232H54V228H50L49 230H51ZM80 229H82V228H80ZM80 229H78L77 231V233L78 234H76V235H81V233H79V232H81L82 230H80ZM97 230V234L99 233L98 231H101V230H98V228H96ZM121 229V228H120ZM151 229V230H150ZM153 229V230H152ZM183 229V230H182ZM191 229V230H190ZM198 229V228H197ZM213 229V228H212ZM227 229V228H226ZM225 229V230H226ZM228 229V230H229ZM242 231H241V230ZM45 230H46V228H45ZM114 230V229H113ZM182 230V231H181ZM201 230V231H202ZM213 230V231H214ZM228 230H227V232H228ZM237 230H238V232H237ZM47 231H48V229H47ZM103 231V230H102ZM141 231V232H140ZM196 231H198V230H196ZM200 231V232H201ZM206 231V230H205ZM240 231H241V233H240ZM120 232V230L118 231V232H116L115 234L113 233V235L115 236L117 233H119ZM141 234H140V233ZM154 232H156V234H155V238L154 239H152V238H150V236L148 237V238H146V237H143V236H147V235H152ZM202 232V233H203ZM230 232H231V230H230ZM139 234V235H141L140 237H139V235H136V234ZM205 233V236H206V232H204ZM229 233V232H228ZM233 233V232H232ZM46 234V233H45ZM44 234V235H45ZM83 235H79V236H76L77 237V239L76 240H78L80 237L81 238H83V240H81V239H79L78 241H76V242H73V243H75V245L77 246L76 248L81 252H79L78 253V251H77V253L79 254H77V256H79V258L80 257H82L83 256V252L85 253L84 254V257H82L83 259H84V262H83V260H81L80 259V263L82 262L83 264H96V262L98 263V260L96 259V257H94V254H93V248H91V247H93L92 245H91V243L92 244H96V242H94L93 240V242H91L89 239L87 240V242H85L86 241V239H87V234H86V232L84 231L83 233H82ZM84 234H85V236H84ZM100 234V233H99ZM144 234V235H143ZM209 234H208V236H209ZM212 234H210V235H212ZM54 235H55V233H54ZM119 235V234H118ZM143 235V236H142ZM100 237H101V235H99ZM212 236H214V235H212ZM216 236H218V235H216ZM79 237V238H78ZM86 237V238H85ZM238 238L240 237V236H237ZM236 237V238H237ZM259 237V236H258ZM257 237V238H258ZM56 239V238H55ZM148 239V240H147ZM132 240L134 241V243L132 242ZM150 240V241H149ZM152 240V241H151ZM240 241L242 240V238H240L239 239ZM239 240H238V242H239ZM81 241H83V242H81ZM130 241V242H129ZM45 240H44V242H43V248H46L45 247ZM89 242V243H88ZM127 242H129L128 244H130V245H128L127 246ZM5 244H7V242H4ZM9 243V242H8ZM77 243V244H76ZM86 243H88V245L86 244ZM240 243V242H239ZM114 245H115V243H113ZM120 244H122V243H120ZM132 244H134V247H136L138 244H139V246H140V248H139V246L138 247H136L138 250H137V252H136V248L134 249V248H132ZM150 244H151V246H150ZM56 246H54V247H57V244H55ZM116 245H119V243H116ZM132 245V246H131ZM136 245V246H135ZM34 246V247H33ZM83 246V247H82ZM85 246V247H84ZM91 246V247H90ZM129 246H131L130 248H129ZM81 247V248H80ZM48 248H53V245L51 244V245H49L48 246ZM91 248V249H90ZM122 248V247H121ZM121 248H117V251H120L121 250ZM129 248V249H128ZM182 248V247H181ZM1 249V248H0ZM83 249V250H82ZM183 249L185 250V246H183ZM182 249V250H183ZM76 250V249H75ZM110 250V249H109ZM83 251V252H82ZM139 251V252H138ZM167 251V252H166ZM90 252V253H89ZM149 253H151L150 255H149ZM161 253V254H162ZM196 253H198L199 254V256H201V255H203V253L202 252H196ZM196 253L194 254V255H196ZM160 254V255H161ZM168 254L167 255H165L164 257L161 255V259L160 260H158V262H157V264H162V262H163V260L165 261V259H166V261L165 262H163V263H168V261H169V264H178L179 262H177L178 261V257H175V258H173L174 259V261H173V263L171 262V259L169 258L170 256H168ZM3 255V254H2ZM1 255V252H0V256H2ZM81 255V256H80ZM167 256V257H166ZM181 256V257H180ZM198 256V255H197ZM204 257H206V254L204 253V255H203ZM218 256V255H217ZM3 257V256H2ZM109 257V256H108ZM121 257V258H120ZM166 257V258H165ZM186 257V258H185ZM216 257V256H215ZM1 258V257H0ZM74 258V261L76 262L77 260H79V259H76V258H78V257H73ZM120 258V260H122L121 262H119L120 260H116V259H119ZM143 258H145V260L143 259ZM165 258V259H164ZM184 258V259H183ZM167 259H168V261H167ZM175 259H176V261H175ZM129 260H131V261H129ZM197 260V259H196ZM198 260H200L201 262H205V264H206V259H203L202 260V258H199ZM198 260H197V262H198ZM14 261V260H13ZM125 261V262H124ZM160 261H161V263H160ZM187 261H184V262H187ZM15 262V261H14ZM40 262H42V261H40ZM44 263L43 264H53L52 262H50L49 261V259L48 260H44L43 261ZM50 262V263H49ZM57 262V264H60V262L59 261H56ZM181 262V261H180ZM183 262V263H184ZM79 263V261H77V264ZM109 263H110V261H109ZM11 264V263H10ZM13 264V263H12ZM15 264V263H14ZM16 264H19V262L17 261V263ZM21 264H23V263H21ZM153 264V263H152ZM180 264H182V262L180 263ZM185 264V263H184ZM187 264H189V263H187Z\"/></svg>",
    "mask_w": 264,
    "mask_h": 264
}]
</instances>
